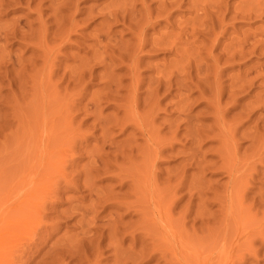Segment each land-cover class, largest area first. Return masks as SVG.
<instances>
[{"label": "rangeland", "instance_id": "obj_1", "mask_svg": "<svg viewBox=\"0 0 264 264\" xmlns=\"http://www.w3.org/2000/svg\"><path fill=\"white\" fill-rule=\"evenodd\" d=\"M5 1L3 0L2 3L0 2V12L3 8V13H0V36L5 40V42H3V39L0 38V42L2 41L0 43V49L2 50L3 48L0 55V63H4L9 69L7 67L4 68V64L3 67L2 65H0V264H4L5 261L7 262V264H124L123 262H125V264H264V197H262L264 196V78H262L264 77L262 76L264 75V50H262L264 49V43H260V40H264V14L260 13L264 12V10H261L264 9V5H262L264 4V0H223L224 3L221 0H219L221 1V3L218 2V0H215V4H213L211 0H178V5H176L175 2L177 0H170L171 2L169 0H161V2H158L157 0H136V2L138 1V3L141 1L140 3L143 8H141V6L135 2L137 4L136 5L134 3L135 0H80L79 3L77 2L78 0H66L68 3H72L73 1H75V6L72 5L74 4V2L72 4H68L65 3L66 1L63 2V0H60L61 3H65V8H68L67 6L71 5L69 9L74 8V12H72L73 10L71 9V11L69 9L68 10L70 11V14L72 12V14L74 13L77 17L73 15V17L70 16L68 10L65 11L64 7L61 8V3L59 2V0H50L48 2L47 0H45L46 3L44 2V0H36L37 3L39 1L38 4L35 0V2L31 0L26 3L27 5L24 4L26 2L25 0H18L17 3V0H13V6L11 4V0H9L10 3H7L8 0ZM21 1L23 3H21ZM122 1L128 4L122 5ZM147 1H149L150 5ZM151 1H154L155 3L157 1L158 5L154 2L153 4ZM32 2H34L36 5ZM41 2L43 3V5ZM56 2L60 3L59 5L57 4V6L60 7L58 8V10H60L59 12L57 10H54V8L57 9V6L51 5L54 8L50 7V3L55 5ZM111 2L114 4H112ZM131 2L135 4L133 9L131 8L132 4H129ZM164 2L165 6H163ZM172 2L175 3L174 5L176 6L175 7L173 5L174 7L172 8V10H174L172 12L177 13L171 12L170 6L172 5H170V3ZM6 3L11 5L8 6ZM119 3H121V5ZM183 3L184 5H182ZM218 3L220 6L218 5ZM4 4L7 6H5ZM17 4L21 5V7H18ZM144 4H147L150 8L154 9L152 10V12H154L152 14L154 15H156V10L153 7L156 6L157 8V6H159L158 8L161 9L160 13H158L157 11L158 16L155 17H159V19H157L160 22L158 20L157 21L161 25L155 20H153L154 22L152 23L154 25L158 23L156 26L151 23L152 19H154L155 17H153L154 15L151 14L150 8L146 9L147 6H145ZM167 4L170 6H168V8H165L167 7ZM205 4L206 7L208 6L210 8L201 7L205 6ZM224 4L227 6L224 7ZM45 5L48 6V9L43 8V6L46 7ZM78 5L79 7H77ZM117 5L122 6L121 10H119L120 8H117ZM215 5L217 9H215ZM257 5H262L261 9L259 7V9L257 10ZM36 6L37 8L41 6V10L39 8L38 10ZM228 6L231 10H229ZM190 7H192L193 10L190 9ZM218 7L226 8V10L220 8L222 10L221 11ZM49 8L53 10L54 14ZM112 8H114L113 12L117 11V14L115 12L110 13L112 11ZM123 8L125 9V11L128 10L126 8H131V10H133L135 14L131 13L132 11L130 9L129 10L131 12L128 10L127 13L123 14ZM139 9L142 12L139 11ZM165 9H168V11H170V14L168 13L170 16L166 14L167 10ZM202 9H205V11L207 9L208 13L206 12V14L204 11V14L202 12ZM236 9H240L241 12L239 10L235 12ZM249 9H254L255 11H250ZM106 10L108 11L106 12ZM135 10L138 11L137 17H135L137 15ZM210 10L212 11L211 13ZM219 10L222 12L221 16H223V18L221 19L222 21H217L218 23H220L219 21L222 22L220 23L221 27L217 26V21L215 22V20L218 19L217 17H219L218 15L221 13L218 12ZM54 11H57L59 14H61V12L64 13L65 16L63 15V13L60 15L61 19H59V23L61 21H64L61 23V25L63 26L65 23V26L70 30H67V28L64 26L67 31L62 36V33L56 31H48V28L46 29V27H48L49 25V27L51 26L49 30L54 29L58 31L59 27H61L59 31H65L62 26L58 25V20L56 21L58 24H53L55 20L58 19L57 17H59L58 13V15L55 16L56 13ZM215 11L218 12L216 13L217 15H215ZM226 11L232 12L230 14ZM244 11H246L245 15L243 13ZM252 11L253 14L251 15ZM99 12L102 14H100ZM129 12L131 14L130 19L136 21L137 24L135 23L134 25H130V23H132L133 21H129L130 19L127 18L128 16H125L129 14ZM145 12H147V14L149 15L147 17L150 18L146 17L147 14H145ZM238 12L239 14H237ZM76 13L80 16H78ZM118 13L120 14V18L122 17V13L125 20L124 21L123 18H121V23H117L119 25L121 24V26L115 24L116 22H120V20H117L119 19V17L116 16L118 15ZM233 13H235L236 15ZM37 14L40 15L37 16ZM99 14L100 16H98ZM105 14H107L108 16L114 14V16H111L112 21H110V16L108 17ZM143 14H145V16H143V19L145 17L144 22L146 20L148 21L149 19L151 20H149L148 23L151 24V26L149 25L151 28L147 26L148 24L146 25V29H149L146 30V38H149V40L147 39L146 43L148 41L151 42H148V44H146L147 46L145 45L146 47L142 49L143 53H141L142 51L140 52V50L138 49H136V51L129 50L130 47L134 48L132 47V45L134 46L135 42H137L136 38H134L135 36H131L129 32L131 31L132 35H134L135 33H137V30L138 32L140 31V28L137 29L136 27L139 25L137 19L139 18V21L141 20L140 23H143V19H140L142 18V16L140 17V15ZM150 14L152 16H150ZM162 14H164V16H168V21L166 17L163 18ZM208 14L210 15V17H208L207 19L206 15ZM101 15H104L106 17H104L106 20L101 17ZM159 15H161L166 23L163 22V19ZM211 15L215 18L214 20L211 19ZM233 15H235L236 17ZM247 15L249 16V21L247 20L248 17L246 18ZM40 16L41 18H39ZM51 16H55V20ZM62 16H64V19L67 18L66 16L70 17V19L67 18L68 21L70 20V22L62 19ZM87 16L88 18H90L89 16H92L94 17V19L91 17V19L93 20L90 19L91 21H89ZM115 16L117 18H115ZM132 16H134L136 19H134ZM237 16L239 18H237ZM241 16L243 18L245 17V20L242 19ZM125 17L127 19H125ZM169 17L176 19L174 21ZM201 17L204 18L202 22ZM224 17H227V19H225ZM36 18L37 20L39 19L38 22L36 21ZM192 18L193 21H191ZM231 18L234 19L235 22L231 20ZM42 19L46 22V24ZM87 19L88 21H86ZM188 19L189 21L184 22ZM196 19L198 20V23L196 22ZM13 20H16L15 23L13 22ZM75 20L79 22L77 23ZM171 20L175 23L173 22L170 24ZM11 21L14 24H17L18 27L16 28L13 24L15 28L12 29L13 26L11 24ZM42 21L44 22V27L46 30V32L44 30V33L46 34L42 35H46L44 37H46V40L48 38L47 41L41 35V30L44 29V27L41 29L43 24ZM208 21L210 22V25ZM226 21L228 22L229 26L228 24H226ZM232 21L234 23H232ZM72 22H76V24H79L78 26H76L77 29L76 27H74V29L72 28L74 24ZM105 22L107 25H111V28L110 25L108 26V28L110 29L105 28L107 27V25L104 24ZM207 22L208 24H206ZM20 23H23L21 24L23 25V28H26L24 27L25 24L29 23V25H27L26 29H23L22 27H20ZM37 23L38 27L39 23L41 25V30L39 29L40 32L38 31L39 36L36 33V29H38V27L36 26ZM102 23L103 25H105L103 26L105 29L101 27ZM113 23L115 25H112ZM182 23H184L183 28L185 29L182 28ZM214 23H216V25ZM10 24L12 27L10 26ZM172 24L174 25L171 26ZM197 24H200V26H198ZM55 25L56 27H58L54 28ZM203 25L207 26L203 27ZM230 25L232 26V29L230 28ZM28 26H31V30H28ZM134 26L137 29L136 31ZM208 26H212V31H210L209 29L211 33L209 31L206 32L208 30L207 28H209ZM124 27H128L129 32ZM131 28L134 29L132 30ZM195 28H200L199 31L202 29L203 31H205L204 29H207L205 32L200 31V33L203 32V37L205 39L202 37V35H198L199 33L194 32L196 30ZM213 28H219V31L215 32L216 41L218 43L217 45L216 41H211V36L213 37V39L215 37V35L213 34ZM17 29L26 30L24 31L25 33H23L25 36H20L23 34H16L18 31ZM33 29H35V33H33ZM99 29L102 30V34L99 32ZM180 29L182 31V34L180 33ZM188 29L190 31H188ZM223 29L224 32L220 31ZM6 30L8 33L10 32L12 34L15 33L14 31H16V33L13 34L15 35V37L13 36L12 38V36H10L11 34L8 35V33L5 32ZM23 30L21 31L23 32ZM103 30L106 31V34L108 32L107 30L112 31L108 32L111 34L108 37L111 38L106 37L109 34L104 36ZM214 30L216 31L218 29ZM3 31L9 37H7L4 33V35H1ZM27 31L30 32L29 38L26 37ZM199 31L197 30L196 32ZM236 31H240L241 33H237ZM47 32L49 34H47ZM50 32L52 33L50 34ZM183 32H194L195 34L192 33V35H187ZM225 32L227 33L226 37L224 36L226 35ZM165 33H167L168 35ZM207 33H210V37L207 36ZM216 33L219 34L220 38ZM221 33H223V35H221ZM185 34L191 38L187 37ZM211 34H213L214 36ZM238 34H240L241 36H239ZM151 35L154 36H152L151 38L153 40V43L152 40H150ZM165 35H167V37ZM172 35H176L177 37L176 40H174L177 41L175 42L177 43L175 45L173 43V39H175V37L173 38ZM182 35H184L183 37L185 39L186 37L189 38L190 41H188V39H186L187 41H185L183 37L181 38ZM243 35H248L249 37H251H248L250 42L247 41V39H242ZM161 37L164 39H168L173 47H177L178 52H174L175 55L173 54V50L175 48H171V46L167 43H157L160 41ZM206 37L208 39H211L210 41L212 42V44H210L211 42L209 43V40L206 39ZM233 37L238 39L237 41H239V43L241 44L234 41ZM240 37H242L241 39L243 41L240 39ZM15 38H17L16 40H18V42H16ZM103 38H105L106 40H103ZM220 39L223 41H221ZM239 39L241 40V42ZM251 39H255L257 40V42L255 40V42H253ZM198 40H201L200 43H198ZM96 41L98 44L96 43ZM102 41H104L103 44ZM154 41H156L155 44ZM192 41L198 42H195V44ZM258 41L260 44L258 43ZM104 43L107 44L105 45ZM223 43L224 46L222 45ZM242 43L245 44H243L244 46H247L249 44L255 47L256 45V51H254L253 46L252 48L251 46L250 48L248 46V48L245 47V49L247 48L248 50L253 49L254 52L251 51L253 53L251 54L250 50H244ZM123 44H128L129 48L125 47V50L123 47H120ZM220 44L222 45V47H220ZM116 45H120L118 47L119 49L123 48L120 51V54H122V51L124 50L125 52H127V54H129L130 57L127 56L125 58L122 57L123 55L118 56V51L114 53L112 49L114 48L115 50L116 48L117 50L118 48ZM149 45L152 47L155 46V48L162 47V49L164 46V49L163 51L162 49H154L153 52V48ZM209 45L210 47H212L210 48ZM215 45L217 46V48ZM259 45H261L262 47H259ZM33 46L35 47L33 48ZM38 46H40L41 51L40 49L38 50ZM169 46L170 48H168ZM234 46L235 48H233ZM199 47L200 49L202 47V49H197ZM236 47H238L239 51L242 50L240 52H243V50L246 51L244 52V54L246 53L247 56L245 57V55L242 53L240 55V52ZM187 48L188 50H190L187 51L191 52L193 56L188 55L191 53H186L185 50ZM208 48L210 49L207 52ZM183 49H185V53H183ZM167 50H169L168 53ZM180 50L182 52H180ZM193 50H200L198 52L200 56L196 51L193 52ZM222 50L224 51L222 52ZM227 50L230 51L227 53ZM231 50H236L235 52L233 51L234 53H232L234 55L229 54ZM32 51L33 54L35 52L34 56H32ZM124 51L123 54L126 55ZM210 51L212 54H210ZM247 51L250 53V58L248 57L249 54L247 53ZM42 52H44L46 55L41 54ZM220 52L223 54H229L232 57L236 56V54H238L239 52L240 57L239 55L237 57V59H239L240 61L239 65L238 62H236V57L231 58L229 56L228 58L227 55L224 54L223 59L222 54H220L222 58L218 54ZM184 54L185 56L186 54L187 56H189L187 58L191 57L190 60H188L189 62L191 61V64L193 61V68H188L190 63L188 62V65H186V62H184L187 61ZM216 54H218L217 59L215 58L216 56L214 57V55ZM112 55L122 57L123 59L115 57L116 59H120V61H122L118 62V60H115L114 58L113 60L115 64L112 60V63L110 65V58H113ZM177 55L178 57L181 56V59L184 61L181 60L182 62H178L180 58L178 59ZM196 55H198V57ZM128 57L130 59L127 60ZM142 57L144 59H142ZM199 57L201 58L199 59ZM1 58L3 62L1 61ZM124 58L125 62H123ZM137 58L139 59V62ZM207 58L209 59V61ZM226 58L229 59L230 62H228L229 60H227ZM96 59L98 60V62H96ZM136 59L137 61H135ZM140 59H142L141 62ZM219 59L221 60V63H219ZM231 59L232 63L235 60V63L237 64L232 65ZM129 60L130 63L128 65ZM214 60L217 61V63L214 62ZM15 61H17V65L26 67V70H28V72L21 66H17L15 64ZM43 61L46 62L45 66L43 64ZM101 61L103 63L104 61H106V63L103 64ZM210 61H212L211 64H218V66L216 65V67L215 65H212V67H215H213L215 71L218 70V72L216 71L215 73L216 76L211 74L212 72L210 70L213 68L208 67H211ZM29 62H33L31 63L33 65L32 67H30L31 65H28L30 64ZM99 62H101L102 64L100 65ZM107 62H109V66L107 65ZM133 62H135L136 65L133 64ZM177 62L180 64L182 63L181 65L183 66L181 67ZM222 62L223 65L226 63H229L230 65L226 64L224 65V67L222 65ZM120 63L121 66L119 65ZM138 63H142L141 67H139ZM174 63L177 67H174ZM203 64H205L206 66ZM220 64L222 67L220 66ZM124 65H128L129 68ZM133 65L138 67L137 70L140 71H138L139 76L136 69L133 68ZM122 66L124 67L121 68ZM130 66H132L133 70H129V73V71H125L124 68L126 67L127 70L130 69ZM18 67L20 68V70ZM179 67H181V69ZM206 67L208 69H206ZM253 67L255 68L253 69ZM182 68H185L184 70L187 69V72H190L194 76L193 77L190 73L188 74V79H191L193 82L190 80L191 82L189 83V80L186 77L187 74H185L186 71H183ZM191 68L192 70H190ZM239 68L246 69L244 70V73H246L244 74V76L242 75L243 70ZM4 69L9 71L6 73ZM79 69L80 71H78ZM156 69L159 71H157ZM205 69L206 72L208 70L209 74L212 76L205 74ZM180 70L184 73L183 78L186 77V83L188 84L184 83L185 79L182 80L181 84H178L176 82L178 80L181 81L182 79L181 75L183 74L181 72L179 74ZM21 71H23V73L25 71V73L23 74ZM74 71L76 73L87 72L88 75L87 73H80V77L81 75L83 76V74L85 75L83 76L85 78H80L79 76H77V74H74ZM161 71H163L164 74ZM166 71L167 76L171 77H168L170 80L168 78V80L166 78V80L163 79L164 77H167L165 75ZM170 71H174L173 73H171L173 76L169 73ZM239 72L240 75L238 74ZM18 73H20L21 75ZM174 73L178 77L176 75L174 76ZM17 74L19 75L20 80L18 79L19 77ZM109 74L111 75V77ZM195 74H197V76ZM255 74L258 76V79H256ZM22 75L25 77L24 79L22 78ZM74 75L80 78V80L76 78L78 79V81H76V79L74 81ZM129 75H133L137 78L139 77L138 80H141L140 84H142L139 87H142L134 88L133 83L135 85V80L137 79H134L133 81L134 77H131ZM160 75L163 76V78H161V80H163L161 81V83L171 82L173 84L165 83L166 85L163 84L165 87L161 86L160 88V85H162L159 81L160 78H158ZM205 75L207 76L205 77ZM217 75H219V78L217 77ZM237 75L241 77L239 78L237 77ZM155 76L159 80L156 79ZM190 76L192 77L190 78ZM198 76L203 77L205 83L202 82V84L200 81V79L202 78L200 77V79H198ZM14 78L15 80H13ZM247 79L250 80L249 83L247 82ZM12 80L14 82L17 80L18 82L16 81L14 83ZM194 80L196 82L198 80V82L196 83L194 82ZM221 80L223 84L221 83ZM107 81L108 83H106ZM155 81L160 85H155ZM142 82H144V84ZM150 82H153L154 85H151ZM112 83L115 87L112 86ZM182 83H184L185 85H182ZM244 83H248L249 85L247 84L248 86H245L246 84ZM130 84L132 89L130 87V91H127L126 88L128 89V86H130ZM168 84L170 85L168 86ZM219 84H222L223 86H218ZM109 85L112 86L113 89H111ZM171 85H173L172 89ZM200 85L203 88H206L201 89ZM152 86L154 88L156 86L154 90L156 91L158 97L154 98L158 103L156 101H153L154 99H152L153 97L152 95H150L152 94L150 93V91L152 92L153 89ZM181 86H184L182 87L183 89L186 87V89L179 91L181 89ZM212 86H214V89H212ZM107 87L109 88L107 89ZM169 87L170 91L172 90L171 92L169 90H165V88L169 89ZM189 88L193 92H191ZM194 88H197L199 90L201 89L202 91L194 90ZM109 89H111V91L115 90L114 93L112 92L113 96L111 95ZM106 90L108 92H106ZM116 90H119L120 93ZM157 90L160 93H158ZM185 90L189 92L186 93ZM210 90L212 92V95L215 93V97H212ZM219 90L221 92H218L217 94V91ZM231 90H233L234 92L230 94L229 92H231ZM155 91L153 92L154 94ZM183 91L186 94L183 93ZM198 91L200 93V96L202 97L201 99H203L204 96H209L208 98L205 97L206 100L203 99L205 100V103L201 101V99L197 96V94L199 95V93H197ZM227 91L229 94L227 93ZM202 92H206L207 94L209 93L211 96L209 94L205 95V93ZM235 92H238V94ZM145 93L149 94L147 95V98H145ZM165 93H167L168 95ZM219 93L220 96H218ZM104 94H106V97L108 95L107 100L105 99L106 97H104ZM128 94L131 95L128 96ZM184 94L185 96L182 97V95ZM187 94L188 96L190 95V99ZM201 94H203L204 96H202ZM138 95L140 96V98ZM221 95L224 96L221 97ZM118 96L121 99L125 96L128 97H125L124 100H121L120 98H118ZM149 96H151V99H148ZM196 96L198 97L199 101ZM109 97L113 98L109 99ZM218 97H220V99L223 98L221 99L222 102ZM116 98H118L120 102ZM126 98L128 100H126ZM132 98H134V102L132 101ZM209 98H211V100ZM111 99H113L114 101L117 100V102H114ZM191 99H194L195 102H193V100ZM142 100H144V103H142ZM147 100H151L150 103L153 101L154 104L152 102L151 106L149 101ZM180 100L182 103H180ZM187 100L193 102L192 105L194 106L190 104V101L187 102ZM131 101L133 103H131ZM200 101L203 102L202 105ZM211 101H213L214 103H211ZM105 102L107 103L104 104ZM146 102H148L149 104L148 107L151 106L152 108H148ZM183 103L185 105L183 106L184 108L182 107ZM132 104L134 106H130ZM210 104L211 106H209ZM215 104L217 107L215 106ZM156 106H159L160 108H158V110L156 109L157 111L155 110ZM254 106H256L257 109ZM132 107L136 108L133 109L134 111L136 110L135 113L132 110L133 114L130 113ZM202 108L205 113L202 111ZM119 109H121V111ZM185 109L189 111L186 113ZM216 109L218 110L217 112H215ZM146 111L151 114H149L148 112L146 113ZM201 112H203L204 114H202ZM153 113L157 115H153ZM209 114L210 118L208 116ZM149 115L153 116L152 119H150L151 116L149 117ZM215 116L216 119L218 117V122H214L216 120ZM182 118H188V123L187 121H185L186 123H184L183 121V124L181 121L184 119ZM175 119L179 121L181 120L180 122L178 121L179 124L175 122ZM136 125L138 127H136ZM169 126L170 128H168ZM177 127L178 129H176ZM253 128H255L256 130H261L255 131ZM137 129L139 131H137ZM198 130H200V132L203 131L201 132L202 134L198 133ZM258 131L259 133H256ZM253 134H255V137ZM249 135H253V138H249ZM256 135L259 136V140H257ZM252 139L254 140V142L252 141ZM259 141H261L260 144ZM107 146L111 150V153ZM258 149L260 151H258ZM160 151L161 155L160 153H158ZM219 153L223 156L221 157ZM109 154L111 156L110 158L112 162L114 161L115 163V159H117V167L114 166L116 164L112 163L109 160L110 158L108 159ZM48 155L51 157H49ZM112 157L115 159H112ZM219 157L220 160L218 159ZM106 160L108 162H106ZM92 161H95L93 163L95 164L94 167L99 163L101 165H105L106 168L104 166L103 170V167L100 169L101 166L97 165L99 168H95L100 169V173H96L98 172V170L96 171V169L91 166ZM96 161H98L97 164ZM110 165L112 166V168ZM111 173H116L118 176L116 174H112L113 176L109 175ZM109 176L111 177L109 178ZM124 178L125 180L128 179L126 180L127 182L125 181L126 183L123 182ZM128 181H130L131 184H129L130 182ZM140 183H143L144 186ZM90 186L92 190L96 192V194L98 192V194H100V192L104 194L109 191L108 193L104 194V196L108 194V200L103 196V194L102 196L100 195V197L105 198L106 201L104 199H101L98 194L96 195L94 192H92V190L89 188ZM129 187L130 189H133L131 191L132 194L129 192ZM139 187L142 189H140ZM84 188L89 191H85ZM103 190L108 191L104 192ZM125 190H129V201H126L128 200V198H126L128 194ZM240 191H242L241 194H238L240 193ZM46 192H48V194H46L45 196ZM89 192L92 194H89ZM124 192H126L127 195ZM115 193H119L118 196L120 194L124 195V200L123 198H121V195L119 196L118 200V196ZM142 194H144L145 196ZM131 195L134 196L132 197ZM239 195H242V198H240V200H243L240 201L241 204L239 203V201L237 203V200H239ZM85 196L86 199L84 200V202L83 198H85ZM91 196L92 198L94 197L93 199L91 198L93 202L95 201L94 204L91 203L92 201H90ZM97 196L99 197V199ZM160 196L165 197L161 198ZM44 197L45 202L40 203L42 202V199L44 201ZM95 197L97 200L95 199ZM113 199L115 202L117 200L118 203H120L119 201L121 200H123V202L126 201V203H116L118 206L120 205L118 207L116 204H114V201V203L112 202ZM139 199L142 200L140 201ZM77 201L80 204L77 203ZM96 201L98 203H96ZM87 202L91 205L93 204V212L95 214L91 211L93 210L92 206L91 208L90 206L87 207L89 205L87 204ZM131 202H135V204ZM84 203L87 205H85ZM129 203H131L132 206H129L128 208V206L126 207V205H130ZM39 204L44 205L38 208L37 206ZM95 204H97L98 206ZM158 205L160 206V208H162V211L166 212L162 213ZM71 206L72 209H70ZM101 206H103L104 208H102ZM75 207L79 210H77L76 213L74 212L77 216L72 213L75 218L77 217L76 219L72 214L69 213V211H75ZM130 207H133V212L131 211ZM86 208H90L86 212L88 216H86L85 214ZM125 208L126 210L123 211V209ZM157 208L160 210H157L159 213L158 220V217L156 216L158 214L156 211ZM142 209L144 210L141 212ZM67 210L68 213H66ZM89 210L90 213L92 212L91 216L93 215V219L92 221L90 220L89 222L88 220L87 223H85L87 218L91 219V216L89 218ZM102 210L104 211L102 212ZM136 210H138L139 212ZM78 212L79 216L81 214H84L83 216L81 215L84 219L78 216ZM167 212H169V214ZM108 216H110L109 219L106 218ZM95 217L98 219L96 220ZM151 217H154L153 219L155 220H152ZM80 218L83 221H79L78 219ZM102 218H105V221H103ZM111 219L114 221V227L116 226L119 231L118 229L116 231L114 227H111L113 225L109 224V222H113L110 221ZM139 219H141V223ZM166 219L168 220L166 221ZM145 220L146 222L148 220L151 222L145 224ZM11 221L14 223V225L9 224ZM78 221L82 223L84 222V226L79 224ZM97 221L101 225H99ZM106 221H109L107 222L109 225L106 223ZM116 221L117 223L119 222L118 225L116 224ZM93 223H95L98 232H102L101 235L97 232ZM85 224H87V226H85ZM90 224L92 225L88 227V225ZM107 225L112 229L107 227ZM83 227L88 228H86V230L83 229ZM102 227H107V229H110V231L107 229H103L105 231L104 232L101 229ZM80 228L83 230H80ZM98 228H100L101 231ZM90 229L91 231L87 233L86 231H89ZM84 230L86 232V234H84L85 236L82 234V232L85 233ZM107 231L110 235L107 233ZM114 232L116 237H114ZM90 233L93 237L89 235ZM87 234L92 239L96 238L98 235L102 238L99 237L98 239L97 237L99 242H97V239H93V241L91 239L88 240L89 237L87 236ZM143 234H148V236H145ZM104 235L105 239L103 238ZM107 235L109 236V238L111 236V239L114 243L116 242L115 245H113L114 243H112L111 239H107ZM82 236H84L85 239ZM81 238H83L84 240ZM100 239H103L104 242ZM78 240H82L80 241L81 243ZM94 240L96 241V243ZM83 242L85 244L88 243V245H85ZM90 242L92 244L94 243L93 245H97L96 247H98L97 249H100L99 252H101V254L97 249H94V251L91 250L92 248H95V246L91 247ZM110 242L112 243L111 245L115 246V248L117 245L118 248H113L112 250L111 248L113 246L109 245ZM76 244H79L80 247L78 248L79 245ZM98 245L100 246V248ZM87 246L89 250L84 248ZM101 249L103 252L101 251ZM69 251H71L72 253ZM87 252L88 254L86 256L85 254ZM116 252L119 255L121 253V256L117 255L116 257ZM89 253H92L93 255H89Z\"/></svg>", "mask_w": 264, "mask_h": 264}, {"label": "bare ground", "instance_id": "obj_2", "mask_svg": "<svg viewBox=\"0 0 264 264\" xmlns=\"http://www.w3.org/2000/svg\"><path fill=\"white\" fill-rule=\"evenodd\" d=\"M2 1H3V0H2ZM2 1L0 0L1 3H2ZM4 1H5V0H4ZM12 1H13V0H11V4H12ZM23 1H24V0H23ZM25 1H26V2H25L24 4L27 5L26 3L29 2V1H31V0H28V1L25 0ZM33 1H34V0H33ZM35 1H36V0H35ZM35 1H34V2H35ZM48 1H50V0H47V2H48ZM61 1H62V0H61ZM61 1L59 0L60 3H61ZM65 1H66V0H63V2H65ZM70 1H71V0H70ZM75 1H76V0H75ZM75 1H73L74 4H72L73 2H72V3H68L67 1H66L65 3L72 4V5L75 6ZM79 1H80V0H78L77 2L79 3ZM107 1H109V0H107ZM128 1H129V0H128ZM128 1H127V2H128ZM130 1H133V0H130ZM138 1H139V0H138ZM138 1L136 2V0H135L134 3L136 2L138 5L141 6V8H143L142 5H141V3H140L141 1H140L139 3H138ZM143 1H144V0H143ZM149 1H150V0H149ZM149 1H147L148 4H149ZM154 1H155V0H154ZM154 1H153V2H154ZM157 1H158V2H161V0H157ZM157 1H156V3H155V2H154V3L157 4V3H158ZM169 1H170V0H169ZM173 1H175V0H173ZM180 1H181V0H180ZM200 1H201V0H200ZM207 1H208V0H207ZM211 1L213 2V4H215V2H216L217 0H216V1H215V0H211ZM214 1H215V2H214ZM221 1L223 2V0H221ZM221 1L218 0V2H220V3H221ZM226 1H227V0H226ZM5 2H6V1H5ZM8 2H9V0L7 1V3H8ZM17 2H18V0L16 1V3H17ZM19 2H20V1H19ZM34 2H32V3L35 4ZM44 2L46 3L45 0H44ZM122 2H123L122 5H123V4H126V5L128 4V3H125L124 1H122ZM147 2H146V3H147ZM151 2H152V1H151ZM153 2H152V3H153ZM166 2H167V1H166ZM170 2H171V1H170ZM175 2H176V5H178V3H179L178 0L175 1ZM177 2H178V3H177ZM196 2H197V1H196ZM257 2H258V1H257ZM7 3H6V4H7ZM9 3H10V2H9ZM16 3H15V6H16ZM21 3H23V2L21 1ZM36 3H37V1H36ZM38 3H39V1H38ZM38 3H37V4H38ZM41 3H42V2H41ZM60 3H57V2H56L55 5H53V4L50 3V7H52V6H57V4L59 5ZM65 3H64V4H65ZM107 3H108V2H107ZM109 3H110V2H109ZM111 3H112V2H111ZM134 3H132V2L129 3V4H132V5H131V6H132V7H131L132 9H133V7H134L135 4H136V3H135V4H134ZM152 3H151V5H152ZM154 3H153V4H154ZM205 3H206V2H205ZM223 3H224V2H223ZM259 3H260V1H259ZM259 3H258V4H259ZM11 4H10V5H11ZM47 4H48V3H47ZM62 4H63V3H61V5H60L61 8L64 7V4H63V5H62ZM68 4H66V5H68ZM112 4H114V3H112ZM119 4L121 5V3H119ZM133 4H134V5H133ZM137 4H136V5H137ZM142 4H143V3H142ZM168 4H169V2H168ZM168 4H167V7H165V8H168V6L172 5V6H170L171 8L169 7V8L171 9V12H172V11L174 10V9L172 10V8L175 6V5H174L175 3L172 2V3H170V5H168ZM180 4H181V3H180ZM180 4H179V5H180ZM225 4H226V3H225ZM225 4H224V7L227 6V5H225ZM228 4H229V3H228ZM256 4H257V3H256ZM261 4H262V3H261ZM4 5H5V4H4ZM7 5L10 6L9 4H7ZM7 5H5V6H7ZM13 5H14V3L12 4V6H13ZM22 5H23V4H22ZM35 5H36V4H35ZM42 5H43V3H42ZM51 5H52V6H51ZM66 5H65V6H66ZM76 5H77V3H76ZM115 5H116V4H115ZM120 5H117V6H118L117 8H120L119 10H121V8H122V6H120ZM144 5H145V4H144ZM149 5H150V4H149ZM157 5H158V4H157ZM159 5H160V4H159ZM173 5H174V6H173ZM182 5H184V3H183ZM190 5H191V4H190ZM218 5H219V3H218ZM218 5H217V6H218ZM221 5H222V4H221ZM262 5H264V4H262ZM262 5H261V6H262ZM15 6H14V7H15ZM17 6H18V7H19V6L21 7V5H18V4H17ZM30 6H31V5H30ZM45 6H46V5H45ZM70 6H71V5H70ZM70 6L68 5V6H67L68 8H65V7H64V8H65L64 10L67 11V10L69 9ZM74 6H72V7H74ZM128 6H129V5H128ZM128 6H127V7H128ZM145 6H147L146 9L150 8L147 4H146ZM145 6H144V7H145ZM163 6H165V2H164V5H163ZM219 6H220V5H219ZM244 6H245V5H244ZM257 6H258V5H257ZM261 6L256 7L257 10L259 9V7H260V9H261ZM25 7H26V6H25ZM40 7H41V6H40ZM40 7H38V8L41 10ZM47 7H48V6H46V7L43 6V8H45V9H46ZM60 7L57 6V9L54 8V7H52V8H54V10H57V11L59 12L60 10H58V8H60ZM77 7H79V5H78ZM106 7H108V6H106ZM111 7H112V5H111ZM124 7H125V6H124ZM151 7H152V6H151ZM158 7H159V6H157V8H156V6L153 7V8H155V10H156V11H155V14H156V15L152 14V13H154V12H152V10H154V9L150 8L151 14L154 15L153 17L158 16V13H160V10H161V9H159ZM175 7H176V6H175ZM201 7H202V8H205V7H206V4H205V6H201ZM207 7H208V6H207ZM207 7H206V8H207ZM221 7H222V6H221ZM221 7H218V8L220 9ZM36 8H37V6H36ZM38 8H37V9H38ZM43 8H42V9H43ZM102 8H103V7H102ZM114 8H116V7H114ZM114 8H112V11H111L110 13L113 12V9H114ZM131 8H126V9H128V10L130 9V10H131ZM141 8H140V9H141ZM208 8H210V7H208ZM228 8H229V6H228ZM228 8H227V9H228ZM39 9H38V10H39ZM47 9H48V8H47ZM49 9H51V8H49ZM70 9L73 10L74 8H70ZM70 9H69V10H70ZM108 9H109V8H108ZM140 9H139V11H141ZM157 9H159V10H157ZM178 9H179V7H178ZM180 9H181V8H180ZM190 9L193 10L192 7H190ZM215 9H217L216 5H215ZM215 9H214V10H215ZM221 9H225V10H226V8H221ZM221 9H220V10H221ZM2 10H3V8H2ZM2 10H1V12H0L1 14L3 13ZM38 10H37V11H38ZM43 10H44V9H43ZM51 10H52V9H51ZM51 10H50V11H51ZM62 10H63V9H62ZM69 10H68V11H69ZM71 10H70V11H71ZM79 10H80V9H79ZM115 10H116V9H115ZM128 10H127V11H128ZM130 10H129V11H130ZM136 10H137V9H136ZM136 10H135V12H136V14H137L138 11H136ZM142 10H144V9H142ZM165 10H167V12L165 11L166 14H168V13L170 14V11H168V9H165ZM195 10H196V9H195ZM195 10H194V11H195ZM199 10H200V9H199ZM211 10H212V9H211ZM211 10H210V13L213 11V10H212V11H211ZM220 10H219L218 12H221V11H222V10H221V11H220ZM229 10H231V9L229 8ZM238 10L240 11V9H236L235 12H237ZM246 10H247V8H246ZM249 10H250V9H249ZM251 10L255 11L254 9H251ZM251 10H250V11H251ZM261 10H264V9H261ZM57 11H54V12L56 13L55 16L59 14ZM65 11H64V12H65ZM70 11H69V15H70V16H72V15L75 16L74 13L72 14V12H74V10L71 12V14H70ZM103 11H104V10H103ZM107 11H108V10H106V12H107ZM109 11H110V10H109ZM123 11H124V12H122L123 14L127 13V11H125L124 8H123ZM131 11H132V12H131ZM131 11H130L131 13H134L133 10H131ZM148 11H149V10H148ZM157 11H158V13H157ZM175 11H176V9H175ZM204 11H205V9H204V10L202 9V12H203V13H204ZM207 11H208V10L206 9L205 13H206ZM253 11H252V13H251V12H249V13H251V15H252V14H253ZM76 12H77V11H76ZM114 12H115V11H114ZM114 12H113V13H114ZM130 12H129V14L125 15L126 17L128 16V17H127L128 19H130V17H131ZM141 12H142V11H141ZM143 12H144V11H143ZM162 12H163V11H162ZM192 12H193V11H192ZM218 12L215 11V15H217L216 13H218ZM226 12H228V11H226ZM231 12H232V11H230V12H228V13L231 14ZM240 12H241V11H240ZM245 12H246V11L243 12L244 15L246 14ZM257 12H258V11H257ZM38 13H40V12H38ZM42 13H43V12H42ZM52 13H53V10H52ZM57 13H58V14H57ZM62 13H63V12H61V14H62ZM99 13H100V12H99ZM115 13L117 14V11H116ZM122 13H121V16H122L121 18L124 17ZM148 13H150V12H148ZM172 13H177V12H172ZM199 13H200V12H199ZM205 13H204V14H205ZM207 13H208V12H207ZM207 13H206V14H207ZM210 13H209V14H210ZM213 13H214V12H213ZM260 13L264 14V12H260ZM260 13H259V14H260ZM53 14H54V13H53ZM53 14H52V15H53ZM61 14H59V17H60V18L57 17L58 19H56V20L54 19L55 16H51V17H53V19L55 20V22L58 20L57 22L59 23V21H60L59 19H61V16H60ZM76 14H77V13H76ZM80 14H81V12H80ZM90 14H91V13H90ZM100 14H102V13H100ZM100 14H99L98 16H100ZM134 14H135V13H134ZM134 14H133V15H134ZM140 14H142V13H140ZM145 14H147V12H145ZM145 14L140 15V17L142 16V18H140V19H143V16H145ZM151 14H150V16H152ZM169 14H168V15H169ZM200 14H201V13H200ZM209 14H208V15H209ZM221 14H222V12L218 15L219 17H217L218 19H216L215 22H216L217 20H221V19L223 18V16H221ZM233 14H235V13H233ZM237 14H239V12H238ZM255 14H256V13H255ZM39 15H40V14H37V16H39ZM44 15H45V14H44ZM63 15H64V13H63ZM69 15H68V16H69ZM77 15L80 16L79 14H77ZM82 15H83V14H82ZM105 15H107V14H105ZM112 15L114 16V14H112ZM112 15H111V16H112ZM119 15H120V14L118 13V15H116V16L119 17ZM162 15H163V18H165V17L167 18V17H168L167 15H166V16H164V14H162ZM192 15H194V14H192ZM196 15H197V14H196ZM208 15H206L207 19H208V17H210V15H209V16H208ZM213 15H214V14H213ZM215 15H214V16H215ZM223 15H224V13H223ZM235 15H236V14H235ZM235 15H233V16H235ZM248 15H249V14H248ZM248 15L246 16V18L248 17L247 20L249 21V16H250V15H249V16H248ZM256 15H257V14H256ZM64 16H65V15H64ZM64 16H62V17H63L62 19H64ZM68 16H66V17L70 19V17H68ZM73 16H72V17H73ZM107 16H108V15H107ZM109 16H110V15H109ZM109 16H108V17H109ZM111 16H110V21H112V20H111V19H112ZM116 16H115V18H117ZM134 16H135V15H134ZM134 16H132V17H133L134 19H136L135 17H137L138 14H137L135 17H134ZM147 16H149V15L147 14L146 17H147ZM159 16L161 17V15H159ZM169 16H170V15H169ZM233 16H232V17H233ZM239 16H240V15H239ZM257 16H258V15H257ZM260 16H261V15H260ZM43 17H44V16H43ZM72 17H71V18H72ZM75 17H77V16H75ZM89 17H90V18H88V16H87V18L89 19V21H91V20L94 19V17H92V16H89ZM91 17H92L93 19H91ZM101 17L104 18L105 16H104V15H101ZM126 17H125V19H127ZM172 17H173V15H172ZM172 17H169V18L175 21L176 18L173 19ZM191 17H192V16H191ZM202 17H203V16H202ZM202 17H201V18H202ZM204 17H205V15H204ZM215 17H216V16H215ZM235 17H236V16H235ZM241 17H242V16H241ZM241 17H240V18H241ZM255 17H256V16H255ZM255 17H254V18H255ZM39 18H41V16H40ZM67 18H65L64 20H67V21H68ZM105 18H106V17H105ZM105 18H104V19H105ZM121 18L119 17V19H117V20L119 21ZM133 18H132V19H133ZM147 18H150V17H147ZM157 18L159 19V17H155L154 19L151 18L152 21H151L150 19H149V20H150L151 23H152V22H154L153 20L157 21V20H158ZM161 18H162V17H161ZM161 18H160V19H161ZM163 18H162V19H163ZM193 18H194V17H193ZM193 18L191 19V21H193ZM196 18H197V17H196ZM224 18H225V17H224ZM233 18H234V17H233ZM237 18H239V17L237 16ZM244 18H245V17H244ZM244 18L242 17V19H244ZM258 18H260V17H258ZM88 19H87L86 21H88ZM90 19H91V20H90ZM101 19H102V18H101ZM104 19H102V20H104ZM162 19H161V20H162ZM170 19H169V20H170ZM198 19H199V18H198ZM203 19H204V18H202L201 22L203 21ZM205 19H206V18H205ZM211 19L214 20L215 18L212 17V15H211ZM225 19H227V17H226ZM250 19H252V18H250ZM42 20H43V19H42ZM105 20H106V19H105ZM105 20H104V21H105ZM117 20H116V21H117ZM123 20H124V18H123ZM137 20H138L137 22L139 23V25H141V23H142V22L140 23L141 20L139 21V18H138ZM144 20H145V17H144V19H143V23H142V25H141V26H139V25L136 26L137 29L140 28V31H139V32H138V30L136 29V27L134 26V27H135V31L137 30V31H136L137 33H135L134 35H132L131 31H130V32L128 31V27H127V28L124 27V28L127 29V31L129 32V34H130L131 36H135L134 38H136V40H137V42H135L136 40L134 41V42H135V45H134V46L131 44L132 47H134V48H131V47H130L129 50L136 51V49H138V50H140V52H141L142 49L145 48V47L147 46L146 44H148V42H151V41H148V42L146 43L147 39L149 40V38H146V37H147V36H146V35H147V33H146L147 31H146V30L148 29V28L146 29V25L149 23V20H148V21L146 20V21H147V22L145 21L146 23L144 22ZM172 20H171L170 24L174 22V21H172ZM196 20H197V19H196ZM231 20L234 21V19H232V18H231ZM231 20H230V22H231ZM240 20H241V19H240ZM244 20H245V19H244ZM15 21H16V20H15ZM15 21L13 20L14 23H15ZM36 21L38 22L39 19L37 20V18H36ZM43 21H44V20H43ZM43 21H42V22H43ZM75 21H76V20H75ZM104 21H103V22H104ZM113 21H114V17H113ZM124 21H125V20H124ZM129 21H133L132 23H130V25H132V24L134 25V24L136 23V21L131 20V19H130ZM158 21H159V20H158ZM158 21H157V22H158ZM167 21H168V18H167ZM178 21H179V20H178ZM178 21H177V22H178ZM187 21H189V19H188V20H185L184 22H187ZM204 21H206V20H204ZM210 21H211V20H210ZM221 21H222V20H221ZM221 21H219V22L222 23ZM233 21H232V23L235 22V21H234V22H233ZM13 22L11 21L12 26H13V24H14ZM18 22H19V21H18ZM20 22H21V21H20ZM22 22H23V21H22ZM40 22H41V21H40ZM44 22H45V21H44ZM44 22H43V24H42L41 29L44 27ZM53 22H54V21H53ZM55 22H54L53 24H58L57 22H56V23H55ZM62 22H64V21H61L58 25H59V26H62V25H61ZM65 22H66V21H65ZM68 22H70V20H69ZM76 22H77V21H76ZM76 22H72V23H74L73 26H72L73 29H74V27H76V26L79 25V24H76ZM78 22H79V21H78ZM78 22H77V23H78ZM108 22H109V21H108ZM108 22H107V23H108ZM157 22H156V23H157ZM159 22H160V21H159ZM159 22H158V23H159ZM163 22H165L164 19H163ZM182 22H183V20H182ZM196 22L198 23V20H197ZM208 22H209V21H208ZM208 22H207L206 24H208ZM226 22H227V21H226ZM228 22H229V20H228ZM228 22H227L226 24H228ZM236 22H237V21H236ZM16 23H17V22H16ZM24 23H25V22H24ZM33 23H34V22H33ZM72 23H71V25H72ZM88 23H89V22H88ZM114 23H115V22H114ZM114 23H113L112 25H115V24H116V25H118V26H121V24H120V25L117 24V23H121V20H120V22H116L115 24H114ZM125 23H126V22H125ZM125 23H124V24H125ZM158 23H157V24H158ZM165 23H166V22H165ZM168 23H169V22H168ZM168 23H167V26H168ZM174 23H175V22H174ZM194 23H195V22H194ZM194 23H193V24H194ZM220 23H218V21H217V26H220V27H221ZM232 23H231V24H232ZM11 24H10V26H11ZM21 24H23V23H20V25H21ZM31 24H32V23H31ZM35 24H36V22H35ZM45 24H46V22H45ZM68 24H69V23H68ZM104 24L107 25L106 22H105ZM122 24H123V21H122ZM126 24H127V23H126ZM126 24H125V25H126ZM136 24H137V23H136ZM152 24H153V23H152ZM157 24H156V25H157ZM159 24H160V23H159ZM170 24H169V26H170ZM183 24H184V23H182V25H183ZM203 24H204V23H203ZM214 24L216 25V23H214ZM218 24H219V25H218ZM223 24H224V23H223ZM223 24H222V26H223ZM226 24H225V25H226ZM235 24H236V23H235ZM27 25H29V23H28V24H25L24 27L27 28ZM51 25H52V24H51ZM105 25H103V23H102L101 27L104 28L103 26H105ZM109 25H110V24H108L107 27H105V28H108ZM128 25H129V24H128ZM149 25L151 26V24H148L147 26H149ZM153 25H154V24H153ZM153 25H152V26H153ZM156 25H154V26H156ZM160 25H161V24H160ZM173 25H174V24H172L171 26H173ZM197 25L200 26V24H197ZM201 25H202V24H201ZM209 25H210V22H209ZM215 25H214V26H215ZM233 25H234V24H233ZM12 26H11V27H12ZM14 26H15L16 28L18 27L17 24H14ZM14 26H13L12 29L15 28ZM22 26H23V25H21L20 27H22ZM36 26L38 27V23H37ZM40 26H41V25H40V23H39V27H38V29H36L37 32L35 31V29H33V30H34L33 33L36 32V33L38 34V33L40 32V31H39ZM45 26H47V25H45ZM64 26H65V23H64V25L62 26L63 29H65V27H66V26H65V27H64ZM150 26H149V27H150ZM154 26H153V27H154ZM188 26H189V25H188ZM190 26H191V25H190ZM198 26H197V27H198ZM205 26H207V25H205ZM205 26L203 25V27H205ZM212 26H213V25H212ZM212 26H211V27H212ZM228 26H229V24H228ZM234 26H235V25H234ZM11 27H10V28H11ZM30 27H31V26H28V28H29L28 30H31ZM37 27H36V28H37ZM50 27H51V26H50ZM50 27H49V25H48V27H46V29L48 28V31H56V32L62 33L61 36H62L67 30H69V29L66 27L67 30L65 29V31H64V30L62 29L63 32H60L59 30H60L61 27H59V30H58V31H57V30H54V29H53V30H49ZM52 27H54V26H52ZM57 27H58V26H57ZM57 27H56V25H55L54 28H57ZM131 27H133V26H131ZM141 27H142V28H141ZM178 27H179V25H178ZM183 27H184V25L182 26V28H183ZM203 27H202V28H203ZM208 27H209V28L206 27L208 30H207V29H204V30H205V31L207 30L206 32H208L209 29H210V31H212L211 27H210V26H208ZM224 27H225V26H224ZM22 28H23V27H22ZM26 28H23V29H26ZM33 28H35V27H33ZM70 28H71V27H70ZM72 28H71V29H72ZM78 28H79V27H78ZM105 28H104V29H105ZM110 28H111V25H110ZM110 28H108V29H110ZM150 28H151V27H150ZM187 28H188V27H187ZM189 28H190V27H189ZM225 28H226V27H225ZM230 28L232 29V26H231V25H230ZM23 29H21V30H23ZM41 29H40V30H41ZM51 29H52V28H51ZM76 29H77V27H76ZM76 29H75V30H76ZM131 29L133 30L134 28H131ZM183 29H185V28H183ZM190 29H191V28H190ZM195 29H196V28H195ZM199 29H200V28H199ZM199 29H196L195 31H194V29H193V31H194L195 33H199L198 35H202V37H203V36H204L203 32H205V31H203V29L200 30V31H203V32H201V33H202V34H201L200 31H199ZM214 29H218V30L215 31ZM0 30H1V29H0ZM15 30H16V29H15ZM17 30H18V29H17ZM21 30H18L19 32L17 31V33H16V31H14V32H15L16 34H23V33H25L24 31H26V30H23V32H22ZM44 30H45V27H44V29L41 30V31H42L41 35H42V34H46V33H44ZM99 30H100V31H99ZM99 30H98V31L102 34V30H101V29H99ZM129 30H130V27H129ZM148 30H149V29H148ZM153 30H154V29H153ZM197 30H198L199 32H196ZM234 30H235V29H234ZM8 31H10V30H8ZM38 31H39V32H38ZM69 31H70V30H69ZM71 31H73V30H71ZM103 31H104V30H103ZM107 31L109 32L110 30H107ZM183 31H184V30H183ZM186 31H187V30H186ZM188 31H190V30L188 29ZM210 31H209V32H210ZM213 31H214L213 34L215 35V32L219 31V28H213ZM220 31L224 32V29H223V30H220ZM5 32L8 33L7 30H6ZM5 32L3 31L1 35H4V34H5V35L7 36V34H6ZM11 32H12V31H11ZM20 32H22V33H20ZM28 32H29V31L26 32V35H27L26 37L29 38V37H30V36H29L30 32H29V33H28ZM45 32H46V30H45ZM56 32H55V33H56ZM105 32H106V31L103 32V35H104V36H106L107 34H109V35H107L106 37H108V36L111 35L110 33L107 32V34H106ZM110 32H112V31H110ZM181 32H182V31H181V29H180V33H181ZM194 32H192V33H194ZM234 32H235V31H234ZM236 32H237V31H236ZM238 32H240V31H238ZM238 32H237V33H238ZM3 33H4V34H3ZM15 33H13V34H15ZM27 33H28V34H27ZM33 33H32V34H33ZM51 33H52V32H50V34H51ZM55 33H54V34H55ZM67 33H68V32H67ZM100 33H99V35H100ZM133 33H134V32H133ZM156 33H157V32H156ZM183 33H186V32H183ZM192 33H189V32H188V33H186V34H187V35H188V34H189V35H190V34L192 35ZM195 33H194V34H195ZM210 33H211V32H210ZM210 33H209V34L207 33V34H208V35H207L208 37H210ZM225 33H226V32H225ZM232 33H233V32H232ZM240 33H241V32H240ZM9 34H11L10 36H12V38H13V36L15 37V35H13L12 33L9 32L8 35H9ZM47 34H49V33L47 32ZM68 34H69V33H68ZM165 34H167V33H165ZM181 34H182V33H181ZM181 34H180V35H181ZM186 34H185V35H186ZM205 34H206V33H205ZM213 34H211V35H213ZM216 34H218V33H216ZM52 35H53V34H52ZM52 35H51V36H52ZM148 35H149V34H148ZM157 35H159V34H157ZM163 35H164V33H163ZM167 35H168V34H167ZM167 35H165V36L167 37ZM169 35H170V33H169ZM180 35H178V36H180ZM187 35H186V36H187ZM214 35H213V36H214ZM221 35H223V33H221ZM228 35H229V34H228ZM238 35L241 36L240 34H238ZM238 35H237V36H238ZM6 36H5V37H6ZM20 36H25V35L23 34V35H20ZM38 36H39V34H38ZM44 36H46V35H44ZM44 36L42 35V37H44ZM51 36H50V37H51ZM152 36H153V35H151L150 40H152V39H151ZM160 36H161V35H160ZM183 36H184V35H182L181 38H182ZM193 36H194V35H193ZM193 36H192V37H193ZM205 36H206V35H205ZM224 36L226 37V36H227V33H226V35H224ZM224 36H223V39H224ZM235 36H236V35H235ZM7 37H9V36H7ZM42 37H41V38H42ZM48 37H49V36H48ZM153 37H154V36H153ZM170 37H171V36H170ZM172 37H173V38L175 37V39H173ZM172 37H171V38L173 39V41L176 40V38H177L176 35H174V36L172 35ZM187 37H189V36H187ZM187 37H186V39H188V41H190L189 38H191V37H189V38H187ZM197 37H198V36H197ZM200 37H201V36H200ZM218 37H219V34H218ZM231 37H232V36H231ZM244 37H246V38H244ZM248 37H249L248 35H247V36L243 35V38L240 37V39H241V38H242V39H247V41H249ZM252 37H253V36H252ZM0 38L3 39V37H1V36H0ZM10 38H11V37H10ZM17 38H18V37H17ZM17 38H15V40H16ZM45 38H46V37H44V39H45ZM65 38H66V36H65ZM100 38H101V37H100ZM108 38H111V37H108ZM183 38H184V37H183ZM203 38H204V37H203ZM211 38H212V40H211V39H208V38L206 37V39L209 40V43H210L211 41H214V42L216 41V35H215L214 39H213L212 36H211ZM219 38H220V37H219ZM219 38H218V41H219ZM234 38H235V37H233V40L236 41L237 43H239V41H237L238 39H236V38L234 39ZM249 38H251V37H249ZM253 38H254V37H253ZM5 39H8V38H5ZM49 39H50V38H49ZM62 39H64V38H62ZM132 39H133V38H132ZM154 39H157V38H154ZM172 39H171V41H172ZM184 39H185V38H184ZM186 39H185V41H187ZM204 39H205V38H204ZM240 39H239V40H240ZM242 39H241V40H242ZM11 40H12V39H11ZM42 40H43V39H42ZM45 40H46V39H45ZM45 40H44V41H45ZM47 40H48V38H47ZM47 40H46V41H47ZM101 40H102V39H101ZM103 40H106V39L103 38ZM108 40H109V39H108ZM179 40H180V39H179ZM201 40H202V39H201ZM201 40H200V41H201ZM210 40H211V41H210ZM220 40H221V39H220ZM233 40H232V41H233ZM241 40H240V42H241ZM251 40H252L253 42H255V41L257 42V40H255V39H254L255 41H254L253 39H251ZM2 41L5 42L4 39H3ZM2 41H1V42H2ZM62 41H63V40H62ZM132 41H133V40H132ZM198 41H199V40H198ZM198 41H195V42H198ZM200 41H199L198 43H200ZM202 41H203V40H202ZM204 41H205V40H204ZM221 41H223V40H221ZM229 41H230V40H229ZM234 41H233V42H234ZM242 41H243V40H242ZM1 42H0V43H1ZM7 42H8V41H7ZM16 42H18V40H16ZM103 42H104V41H102V44H103ZM106 42H107V41H106ZM128 42H131V41H128ZM155 42H156V41H154V44H155ZM175 42H177V41H174V42H173L174 45L177 44V43H175ZM192 42L195 43L194 41H192ZM230 42H231V41H230ZM236 42H235V43H236ZM249 42H250V41H249ZM261 42L264 43V40H260V43H261ZM96 43H97V41H96ZM125 43H126V42H125ZM136 43H137V45H136ZM152 43H153V40H152ZM157 43H158V44H159V43H161V44H166V43H167V44H169V45L171 46V48L173 47V45L169 42L168 39H164V38H162V37H161L160 41L157 42ZM190 43H191V42H190ZM220 43H221V42H220ZM244 43H245V42H244ZM244 43H242V46H243L244 50H248V49H247L248 47L250 48V46H251V48H252V46H253V45H249V44L247 45V44H246V45L248 46V47H247V46H244V45H245ZM258 43H259V41H258ZM260 43H259V44H260ZM3 44H4V43H3ZM15 44H16V43H15ZM97 44H98V43H97ZM99 44H100V43H99ZM104 44L106 45L107 43H104ZM128 44H129V43H128ZM128 44H127V45H124V44H123L122 46H120V45H119V46H120V47H123V48L125 49V47H126V48H129V45H128ZM133 44H134V43H133ZM150 44H151V43H150ZM179 44H180V43H179ZM195 44H196V43H195ZM210 44H212V42H211ZM217 44H218V43H217V41H216V45H217ZM239 44H241V43H239ZM243 44H244V45H243ZM254 44H255V43H254ZM0 45H1V44H0ZM12 45H13V44H12ZM27 45H28V44H27ZM36 45H37V44H36ZM100 45H101V44H100ZM105 45H104V46H105ZM145 45H146V46H145ZM216 45H215V46H216ZM220 45H221V44H220ZM220 45H219V46H220ZM222 45L224 46V43H223ZM222 45H221L220 47H222ZM227 45H228V44H227ZM230 45H231V43H230ZM3 46H4V45H3ZM29 46H32V45H29ZM98 46H99V45H98ZM110 46H111V45H110ZM116 46H117V48L119 47L118 45H116ZM127 46H128V47H127ZM149 46H150V45H149ZM149 46H148V47H149ZM157 46H158V45H157ZM157 46H156V47H157ZM170 46H169L168 48H170ZM198 46H199V45H198ZM198 46H197V47H198ZM237 46H238V45H237ZM34 47H35V46H33V48H34ZM105 47H106V46H105ZM113 47H114V46H113ZM135 47H138V48H135ZM148 47H147V48H148ZM150 47H152V46H150ZM180 47H181V46H180ZM209 47H210V45H209ZM211 47H212V46H211ZM211 47H210V48H211ZM231 47H232V46H231ZM239 47H241V46H239ZM245 47H247V48L245 49ZM253 47H254V46H253ZM257 47H258V46H257ZM259 47H262V46L259 45ZM0 48H1V46H0ZM29 48H30V47H29ZM110 48H111V47H110ZM123 48H121V49L118 48L119 50H118V49L116 50V48H115L116 51H115L114 48H113L112 51H114V53L118 51V52H119L118 56H119V55H121V56L123 55L122 57H125V58H126L127 56H129V54H127V52H125V51L123 50L124 53H125L126 55L123 54V51H122V54H120V53H121L120 51H121ZM152 48H153V52H154V49H162V47L155 48V46H153ZM165 48H166V47H165ZM173 48H175V47H173ZM178 48H179V47H178ZM193 48H194V47H193ZM210 48H208L207 52L209 51ZM216 48H217V46H216ZM233 48H235V46H234ZM236 48H237V50L239 51L238 47H236ZM243 48H242V49H243ZM255 48H256V45H255V47L253 48L254 51H256ZM35 49H36V48H35ZM39 49H40V46H38V50H39ZM102 49H103V48H102ZM104 49H106V48H104ZM108 49H109V48H108ZM108 49H107V50H108ZM149 49H150V48H149ZM163 49H164V46H163ZM163 49H162V51H163ZM197 49H200V47L197 48ZM201 49H202V47H201ZM201 49H200V50H201ZM205 49H206V48H205ZM223 49H224V48H223ZM240 49H241V48H240ZM253 49H252V50L249 49L250 52L253 51ZM257 49H259V48H257ZM2 50H3V48H2ZM2 50L0 49V55H1V51H2ZM125 50H126V49H125ZM138 50H137V51H138ZM144 50H145V49H144ZM170 50H171V49H170ZM178 50H179V49H178ZM184 50H185V49H183V51H184ZM187 50H188V48L185 50L186 53H187L188 51H190V50H188V51H187ZM200 50H198V51L195 50V51L198 53ZM203 50H204V49H203ZM215 50H216V49H215ZM244 50H243V52H240V51H242V50L239 51V52H240V55H241V53L244 54V52H246V51H244ZM249 50H248V51H249ZM262 50H264V49H262ZM40 51H41V49H40ZM103 51H104V50H103ZM110 51H111V50H110ZM146 51H148V50H146ZM165 51H166V50H165ZM165 51H164V52H165ZM168 51H169V50H167V53H168ZM176 51H177V47L173 50V54H174V52H176ZM185 51H184L183 53H185ZM195 51L193 50V52H195ZM211 51H212V49H211ZM211 51H210V54H212ZM223 51H224V50H222V52H223ZM229 51H230V50H229ZM229 51L227 50V53H228ZM233 51H234V50H233ZM233 51L231 50V52H230L229 54L231 55V54L234 53L236 50H235L234 52H233ZM248 51H247V53L249 54V55H248V57H249V56H250V53H249ZM254 51H253V52H254ZM130 52H132V51H130ZM156 52H157V51H156ZM164 52H162V53H164ZM177 52H178V51H177ZM177 52H176V53H177ZM180 52H182V51L180 50ZM204 52H205V51H204ZM213 52H214V51H213ZM239 52H238V54H236V56H233V57H236L235 59L237 60L236 62H238V65H239V62H240L239 59H237V57H238V55H239ZM37 53H38V52H37ZM46 53H47V52H46ZM102 53H103V52H102ZM112 53H113V52H112ZM112 53H110V54H112ZM128 53H129V52H128ZM132 53H134V52H132ZM137 53H138V52H137ZM141 53H143V51H142ZM149 53H150V52H149ZM149 53H148V54H149ZM159 53H160V52H159ZM171 53H172V52H171ZM188 53H191V52H188ZM188 53H187V54H188ZM202 53H203V52H202ZM202 53H201V54H202ZM225 53H226V51H225ZM225 53H224V54H225ZM236 53H237V52H236ZM32 54H33V51H32ZM34 54H35V52H34ZM34 54H33L32 56H34ZM41 54H45V53L42 52ZM48 54H49V52H48ZM138 54H139V53H138ZM146 54H147V53H146ZM151 54H152V53H151ZM169 54H170V53H169ZM178 54H179V53H178ZM187 54H186V56H185V54H184V56H185V58L187 59V61L182 60V59H181V56L178 57V55H177V57H178V59L180 58V60L178 61V59H177V57H176L177 61L180 62V61L182 60V61L186 62V65H188V62H189V60H190L191 57H190V58H187V57H189L190 55L193 56V54H192V53H191V54H188L189 56H187ZM198 54H199V53H198ZM205 54H206V53H205ZM218 54H219V55L222 54L223 59H224V54H223V53L220 52V53H218ZM218 54L214 55V57L216 56V57H215L216 59H217ZM229 54H225V55H227V57L229 58V56H230ZM251 54H253V53L251 52ZM254 54H255V53H254ZM45 55H46V54H45ZM104 55H105V53H104ZM104 55H103V56H104ZM135 55H136V54H135ZM174 55H175V54H174ZM181 55H182V54H181ZM194 55H195V54H194ZM232 55H234V54H232ZM240 55H239V57H240ZM244 55H245V57L247 56L246 53H245ZM244 55H243V56H244ZM261 55H262V54H261ZM48 56H49V55H48ZM48 56H47V57H48ZM112 56H113V55H112ZM118 56H113V58H110V60H111V61H110V65H111V63H112V60H113L115 57H117V58H122V57H118ZM196 56L198 57V55H196ZM199 56H200V54H199ZM220 56H221V55H220ZM222 56H221V58H222ZM243 56H242V57H243ZM252 56H253V55H252ZM107 57H108V56H107ZM129 57H130V56H129ZM129 57L127 58V60L130 59ZM134 57H136V56H134ZM182 57H183V56H182ZM206 57H209V56H206ZM230 57L233 58L232 56H230ZM245 57H244V58H245ZM45 58H46V56H45ZM105 58H106V57H105ZM105 58H104V59H105ZM108 58H109V57H108ZM125 58H124V61H123V62H125ZM140 58H141V57H140ZM192 58H194V57H192ZM200 58H201V57H199V59H200ZM212 58H213V57H212ZM212 58H211V59H212ZM215 58H214V59H215ZM249 58H250V57H249ZM251 58H252V57H251ZM48 59H49V58H48ZM122 59H123V58H122ZM137 59H138V58H137ZM137 59H136L135 61H137ZM142 59H144V58L142 57ZM142 59H140V62L142 61ZM183 59H184V58H183ZM188 59H189V60H188ZM207 59H208V58H207ZM216 59H215V60H216ZM226 59H227V58H226ZM242 59H243V58H242ZM34 60H35V59H34ZM38 60H39V59H38ZM49 60H50V59H49ZM115 60H118V62H121V61H122V60L120 61V59H116V58H115ZM131 60H132V57H131ZM197 60H198V59H197ZM203 60H204V59H203ZM215 60H214V62L217 63V61H215ZM227 60H229V59H227ZM1 61L3 62L2 58H1ZM106 61H107V59H106ZM106 61H104V63H103L102 61H101V62H102L103 64H105ZM108 61H109V60H108ZM182 61H181V62H182ZM198 61H199V60H198ZM208 61H209V59H208ZM220 61H221V60L219 59V63H221ZM243 61H244V60H243ZM247 61H248V60H247ZM249 61H250V60H249ZM15 62H16L15 64L17 65V61H15ZM47 62H48V61H47ZM94 62H95V61H94ZM96 62H98L97 59H96ZM101 62H99L100 65L102 64ZM138 62H139V59H138ZM178 62H177V63H178ZM190 62H191V61H190ZM190 62H189V63H190ZM199 62H200V61H199ZM211 62H212V61H210V64H211ZM224 62H225V60H224ZM228 62H230V60H229ZM29 63H30V62H29ZM31 63H33V62H31ZM31 63L28 64V65H31L30 67L33 66ZM45 63H46V62L43 61L44 66H45ZM99 63H98V64H99ZM108 63H109V62H107V65L109 66ZM113 63H114V60H113ZM126 63H127V62H126ZM129 63H130V60H129V62H128V65H129ZM142 63H143V62H142ZM142 63H141V64H142ZM231 63H232V59H231ZM233 63H234V64H233ZM233 63H232V65L237 64V63H235V60H234ZM3 64H4V63H3ZM3 64L0 63V65H2V67L5 65V64H4V65H3ZM15 64H14V66H15ZM94 64H96V63H94ZM114 64H115V63H114ZM133 64H135V62H133ZM141 64L138 63L139 67H141ZM178 64H179L181 67L183 66V65H181L182 63H181V64L178 63ZM192 64H193V61H192ZM192 64L190 63L188 68H190V67L193 68ZM226 64L230 65L229 63H226ZM226 64H224V65H226ZM34 65H35V64H34ZM119 65L121 66V63H120ZM122 65H123V64H122ZM128 65H124V66H127V68H129ZM130 65H131V64H130ZM135 65H136V64H135ZM174 65H175V63H174ZM195 65H196V64H195ZM195 65H194V66H195ZM198 65H199V64H198ZM203 65H205V64H203ZM212 65H215V67H216V65L218 66V64H215V63L213 64V63H212V64H211V67H210V66H208V67H209V68H213L214 66L212 67ZM222 65H223V62H222ZM224 65H223V66H224ZM17 66H21V65H17ZM24 66H25V65H24ZM44 66H43V67H44ZM46 66H47V65H46ZM94 66H95V65H94ZM124 66H122L121 68H123ZM172 66H173V65H172ZM205 66H206V65H205ZM220 66H221V64H220ZM0 67H1V66H0ZM6 67H7V66L5 65L4 68H6ZM21 67H22V66H21ZM135 67H136V66L133 65V68L136 69L137 74H138V76H139V72H140V71L137 70L138 67H136V68H135ZM174 67H177V66L175 65ZM181 67H179V68L181 69ZM215 67H214V68H215ZM221 67H222V66H221ZM224 67H225V66H224ZM229 67H231V66H229ZM237 67H238V66H237ZM239 67H240V66H239ZM243 67H244V66H243ZM7 68H8V67H7ZM18 68H19V67H18ZM22 68H24L25 70L27 69L26 67H22ZM192 68H191L190 70H192ZM204 68H205V67H204ZM214 68H213V69H214ZM217 68H218V67H217ZM219 68H220V67H219ZM245 68H246V67H245ZM254 68H255V67H253V69H254ZM2 69H3V68H2ZM8 69H9V68H8ZM124 69H125V71L133 70V69H132V66H130V69H127V70H126V67H125ZM162 69H163V68H162ZM182 69H183V68H182ZM184 69H185V68H184ZM184 69H183V71H186L185 74H187L186 77H187V79H188V78H189V77H188V74H189L190 72H187L188 70H187V69L184 70ZM195 69H197V68H195ZM195 69H194V70H195ZM206 69H208V68L206 67ZM206 69H205V72H206ZM213 69H211V70L209 69V70L212 72V73H211V72H210V73H211L212 75L216 76L215 73H216V71L218 72V70L215 71V69H214V72H213ZM239 69L243 70L242 75L244 76V74H246V73H244V70H246V69H242V68H239ZM4 70H5L6 73L9 71V70L7 71L6 69H4ZM19 70H20V68H19ZM22 70H23V69H22ZM119 70H120V68H119ZM156 70H157V69H156ZM241 70H240V72H241ZM26 71L28 72V70H26ZM78 71H80V69H79ZM82 71H85V70H82ZM125 71H124V72H125ZM138 71H139V72H138ZM157 71H159V70H157ZM222 71H224V70H222ZM247 71H248V69H247ZM249 71H250V69H249ZM256 71H257V70H256ZM18 72H19V71H18ZM21 72L23 73V71H21ZM21 72H20V73H21ZM74 72H75V71H74ZM74 72H73V73H74ZM161 72H163V71H161ZM173 72H174V71H172V72L170 71L169 73L171 74V73H173ZM180 72H181V70L179 71V74H180ZM194 72H195V71H194ZM194 72H193V73H194ZM207 72H208V73H207ZM207 72H206L205 74L210 75L208 70H207ZM240 72L238 73L239 75H240ZM251 72H252V71H251ZM251 72H250V73H251ZM253 72H255V71H253ZM10 73H11V71H10ZM20 73H18V74H20ZM22 73H21V74H22ZM24 73H25V71H24ZM24 73H23V74H24ZM78 73H79V74H78ZM78 73L75 72L74 74H77V76H79L80 73L82 74V73H84V72H78ZM86 73H87V72H86ZM86 73H84V74H86ZM127 73H128V72H127ZM129 73H130V71H129ZM159 73H160V72H159ZM165 73H166L165 75L167 76V71H166ZM181 73L183 74V75H181V76H182L181 81H180V80L176 81L178 84H181L182 80L186 78V77L183 78L184 73H183V72H181ZM196 73H198V72H196ZM18 74H17V75H18ZM21 74H20V75H21ZM84 74H83V76H85ZM131 74H132V73H131ZM134 74H135V70H134ZM163 74H164V72H163ZM163 74H161V75H163ZM190 74H191V73H190ZM203 74H204V72H203ZM220 74H222V73H220ZM223 74H224V73H223ZM25 75H26V74H25ZM87 75H88V73H87ZM90 75H91V74H90ZM109 75H110V74H109ZM161 75L158 77V78H160V80H159L156 76H155V78L158 79V80L160 81V84H162V85L157 84L158 82H156V81L154 82L155 85H156V84H157L158 86L160 85V88H161V86L165 87L163 84L166 83V82H165V83H164V82L161 83V81H163V80H161V78H163V76H161ZM165 75H164V76H165ZM171 75H172V74H171ZM175 75H176V74L174 73V76H175ZM191 75H192V74H191ZM195 75L197 76V74H195ZM207 75H205V77H206ZM212 75H210V76H212ZM248 75H249V74H248ZM253 75H254V74H253ZM255 75H256V74H255ZM22 76H23V75H22ZM22 76H21V77H22ZM74 76H75V75H74ZM83 76L81 75V77H83ZM112 76H113V74H112ZM129 76H131V75H129ZM129 76H128V77H129ZM172 76H173V75H172ZM176 76H177V75H176ZM192 76H193V75H192ZM192 76H190V78H191ZM210 76H209V77H210ZM221 76H222V75H221ZM245 76H246V75H245ZM262 76H264V75H262ZM262 76H261V77H262ZM16 77H17V76H16ZM18 77H19V75H18ZM79 77H80V76H79ZM81 77H80V78H81ZM110 77H111V75H110ZM131 77H134V78H133V81H134V79H137V80H135V85H134V83H133V87H134V88H137V87H139L140 85H142V84H140V83H141V80H138L139 77L137 78V77H135V76H133V75H132ZM131 77H130V80H131ZM141 77H142V76H141ZM168 77H169V76L164 77L163 79H165V78L167 79ZM177 77H178V76H177ZM193 77H194V76H193ZM198 77H199V76H198ZM200 77H201V76H200ZM200 77H199L198 79H200ZM217 77L219 78V75H217ZM237 77L240 78L241 76H238V75H237ZM22 78L24 79L25 77L23 76ZM76 78H78V77L75 76L74 81H75ZM80 78H78V79L80 80ZM83 78H85V77H83ZM169 78H171V77H169ZM169 78H168V79H169ZM172 78H173V77H172ZM195 78H196V77H195ZM201 78H202V79H200V81H201V83H202V82H204V79H203V77H201ZM207 78H208V77H207ZM220 78H221V77H220ZM243 78H244V77H243ZM245 78H246V77H245ZM247 78H248V77H247ZM262 78H264V77H262ZM18 79L20 80V77H19ZM78 79H76V81H78ZM111 79H112V78H111ZM111 79H110V80H111ZM126 79H129V78H126ZM126 79H125V80H126ZM140 79H141V78H140ZM142 79H143V78H142ZM152 79H154V78H152ZM156 79H155V80H156ZM166 79H165V80H166ZM168 79H167V80H168ZM192 79H193V78H192ZM210 79H211V78H210ZM214 79H215V78H214ZM256 79H258V76H257V75H256ZM13 80H15V78H14ZM13 80H12V81H13ZM169 80H170V79H169ZM176 80H177V78H176ZM188 80H189V79H188ZM190 80H191V79H190ZM190 80H189V83L192 81V80H191V81H190ZM202 80H203V81H202ZM205 80H208V79H205ZM211 80H212V79H211ZM218 80H219V79H218ZM247 80H248L247 82L249 83L250 80H249V79H247ZM251 80H252V79H251ZM260 80H261V78H260ZM16 81H17V80H16ZM16 81H15V82H16ZM112 81H113V80H112ZM118 81H119V80H118ZM173 81H174V80H173ZM214 81H215V80H214ZM219 81H220V80H219ZM256 81H258V80H256ZM13 82H14V81H13ZM15 82H14V83H15ZM17 82H18V81H17ZM174 82H175V81H174ZM186 82H187V81H186V79H185V82H184V83H186ZM192 82H193V81H192ZM194 82H196V81L194 80ZM197 82H198V80H197ZM197 82H196V83H197ZM106 83H108V81H107ZM110 83H111V82H110ZM118 83H119V82H118ZM131 83H132V80H131ZM142 83L144 84V82H142ZM150 83H151V82H150ZM150 83H149V84H150ZM154 83L152 82L151 85H154ZM167 83H171V82H167ZM167 83H166V84H167ZM184 83H182V85H183ZM196 83H195V84H196ZM204 83H205V82H204ZM216 83H217V82H216ZM216 83H215V84H216ZM221 83H222V80H221ZM231 83H232V82H231ZM248 83H247V84H248ZM147 84H148V83H147ZM166 84H165V85H166ZM171 84H173V83H171ZM186 84H188V83H186ZM202 84H203V83H202ZM202 84H201V85H202ZM206 84H207V83H206ZM206 84H205V85H206ZM222 84H223V83H222ZM222 84H219L218 86H220V85H222ZM241 84H243V83H241ZM244 84H246V83H244ZM247 84H246L245 86H248V85H249V84H248V85H247ZM251 84H252V83H251ZM110 85H111V84H110ZM110 85H109V86H110ZM151 85H150V87H151ZM169 85H170V84H168V86H169ZM176 85H177V84H176ZM184 85H185V84H184ZM193 85H194V84H193ZM196 85H197V84H196ZM201 85H200L201 89H205V88H206L205 86H204L205 88H203ZM207 85H208V84H207ZM213 85H214V84H213ZM253 85H254V84H253ZM107 86H108V85H107ZM112 86H113V83H112ZM112 86H110L111 89H113V87H115V86H113V87H112ZM172 86H173V85H171V89H172ZM188 86H189V85H188ZM191 86H192V84H191ZM194 86H195V85H194ZM222 86H223V85H222ZM250 86H252V85H250ZM104 87H105V86H104ZM130 87H131V84H130V86H128V89H129ZM141 87H142V86H141ZM141 87H139V88H141ZM152 87H153V86H152ZM182 87H184V86H181V87H180L181 89H180L179 91L186 89V87H185L184 89H183ZM216 87H217V86H216ZM216 87H215V88H216ZM108 88H109V87H107V89H108ZM119 88H120V87H119ZM148 88H149V87H148ZM155 88H156V86H155ZM155 88L153 87L152 92L150 91V93H152V94H150V95H152V97H153L152 99H154L153 101H156V102H157V100H156L155 98L158 97V96H157V94H156V91L154 90ZM160 88H159V89H160ZM191 88H192V87H191ZM197 88H198V87H197ZM197 88H196V89L194 88V90H199V89H197ZM246 88H247V87H246ZM111 89H109V90H110L111 95H112V92L114 93L115 90H112V91H111ZM115 89H118V88H115ZM128 89L126 88L127 91H130V89H129V90H128ZM131 89H132V87H131ZM146 89H147V88H146ZM189 89H190V88H189ZM201 89H200V90H201ZM212 89H214V86H212ZM238 89H239V88H238ZM241 89H242V87H241ZM248 89H249V88H248ZM149 90H151V89H149ZM163 90H164V89H163ZM165 90H169V91H170V87H169V89L165 88ZM187 90H188V88H187ZM200 90H199V91H200ZM244 90H245V89H244ZM246 90H247V89H246ZM116 91L119 92V90H116ZM134 91H135V89H134ZM147 91H148V90H147ZM154 91H155V94L153 93ZM169 91H168V92H169ZM171 91H172V90H171ZM171 91H170V92H171ZM179 91H178V92H179ZM190 91H191V89H190ZM199 91H198L197 93H199ZM201 91H202V90H201ZM203 91H204V90H203ZM222 91H223V90H222ZM225 91H226V90H225ZM235 91H236V90H235ZM242 91H243V90H242ZM242 91H241V92H242ZM248 91H249V90H248ZM106 92H108V91L106 90ZM139 92H140V91H139ZM157 92H158V90H157ZM168 92H167V93H168ZM185 92L188 93L189 91H186V90H185ZM185 92L183 91V93H185ZM191 92H193V91H191ZM191 92H190V93H191ZM194 92H195V91H194ZM206 92H207V91H206ZM206 92H202V93H205V95H208L209 93L207 94ZM208 92H209V90H208ZM214 92H215V91H214ZM214 92H213V93H214ZM218 92H221V91H220V90L217 91V94H218ZM233 92H234V91L231 90V92H229V93L231 94V93H233ZM244 92H246V91H244ZM244 92H243V95H244ZM119 93H120V92H119ZM129 93H131V92H129ZM135 93H136V91H135ZM137 93H138V92H137ZM148 93H149V92H148ZM148 93H145V94H146L145 98H147V95H149ZM158 93H160V92H158ZM163 93H164V91H163ZM167 93H165V94H167ZM186 93H185V94H186ZM197 93H196V94H197ZM210 93H211V95H212L211 90H210ZM227 93H228V91H227ZM229 93H228V94H229ZM235 93L238 94V92H235ZM239 93H240V92H239ZM133 94H134V93H133ZM141 94H143V93H141ZM153 94H154V95H153ZM185 94L182 95V97L185 96ZM193 94H194V93H193ZM214 94H215V93H214ZM214 94L212 95V97L214 96ZM237 94H236V95H237ZM104 95H105L104 97H106V94H104ZM117 95H118V94H117ZM129 95H131V94H128V96H129ZM136 95H137V94H136ZM167 95H168V94H167ZM201 95L204 96L203 94H201ZM209 95H210V94H209ZM211 95H210V96H211ZM224 95H225V94H224ZM224 95H221V97L224 96ZM233 95H235V94H233ZM233 95H232V96H233ZM239 95H240V94H239ZM112 96H113V95H112ZM114 96H116V95H114ZM128 96H125V97H128ZM138 96H139V95H138ZM138 96H137V97H138ZM165 96H166V95H165ZM180 96H181V95H180ZM187 96H188V94H187ZM187 96H186V98H187ZM189 96H190V95H189ZM189 96H188V97H189ZM191 96H192V95H191ZM197 96H198L200 99L202 98V97L200 96V93H199V95L197 94ZM197 96H196V97H197ZM218 96H220V93H219ZM232 96H231V97H232ZM241 96H242V93H241ZM121 97H122V96H121ZM125 97H122V99H121V98L118 96V98H120L121 100H124ZM130 97H131V96H130ZM133 97H134V95H133ZM135 97H136V96H135ZM154 97H155V98H154ZM198 97H197V99H198ZM205 97H206V96H204L203 99L206 100V98H208L209 96H207L206 98H205ZM212 97H211V98H212ZM214 97H215V96H214ZM107 98H108V95H107V97H106L105 99L107 100ZM110 98H113V97H109V99H110ZM118 98H116V99H118ZM139 98H140V96H139ZM190 98H191V97H189V99H190ZM211 98H209V99L211 100ZM218 98L220 99V97H218ZM133 99H134V98H132V101L134 102ZM148 99H151V96H149ZM203 99H201V101H203V102L205 103V100H203ZM221 99H223V98H221ZM221 99H220V100H221ZM83 100H84V99H83ZM106 100H105V101H106ZM111 100H113V99H111ZM118 100H119V99H118ZM126 100H128V99L126 98ZM135 100H136V99H135ZM191 100H193V102H195L194 99H191ZM214 100H215V99H214ZM214 100H213V101H214ZM93 101H94V100H93ZM93 101H92V102H93ZM113 101H114V100H113ZM113 101H112V102H113ZM132 101H131V103H133ZM139 101H141V100H139ZM139 101H138V102H139ZM143 101H144V100H142V103H144ZM147 101H149V103H150L151 100H147ZM153 101H152V102H153ZM183 101H184V100H183ZM189 101H190V100H187V102H189ZM198 101H199V99H198ZM198 101H197V102H198ZM201 101H200V102H201ZM207 101H208V100H207ZM213 101H211V103H214ZM215 101H216V100H215ZM114 102H117V100L114 101ZM119 102H120V100H119ZM119 102H118V103H119ZM152 102L150 103V105L152 104ZM193 102L190 101V104L192 105ZM203 102H201V105H202ZM217 102H218V101H217ZM219 102H220V101H219ZM221 102H222V100H221ZM106 103H107V102H105L104 104H106ZM131 103H130V104H131ZM135 103H137V102H135ZM135 103H134V104H135ZM157 103H158V102H157ZM180 103H182L181 100H180ZM180 103H179V104H180ZM110 104H111V103H110ZM140 104H141V103H140ZM146 104H147V107H148V105H149L148 102H146ZM153 104H154V102H153ZM176 104H177V103H176ZM194 104H195V103H194ZM196 104H199V103H196ZM108 105H109V103H108ZM114 105H115V104H114ZM143 105H144V104H143ZM155 105H156V104H155ZM157 105H158V104H157ZM188 105H189V104H188ZM204 105H207V104H204ZM212 105H213V104H212ZM256 105H257V104H256ZM95 106H97V105H95ZM95 106H94V107H95ZM130 106H134V105L132 104V105H130ZM130 106H129V108H130ZM151 106H152V105H151ZM151 106H150V107H151ZM183 106H185L184 103L182 104V107H183ZM192 106H194V105H192ZM199 106H200V105H199ZM209 106H211V104H210ZM215 106H216V104H215ZM259 106H260V105H259ZM115 107H116V106H115ZM150 107H148V108H150ZM180 107H181V106H180ZM216 107H217V106H216ZM254 107L256 108V106H254ZM86 108H87V107H86ZM123 108H124V106H123ZM123 108H122V109H123ZM134 108H135V107H132L130 113L133 114L132 110H133ZM145 108H146V107H145ZM151 108H152V107H151ZM158 108H159V106H158V107L156 106L155 110H156V109L158 110ZM183 108H184V107H183ZM187 108H188V107H187ZM190 108H191V107H190ZM190 108H189V109H190ZM95 109H96V108H95ZM117 109H118V108H117ZM135 109H136V108H135ZM146 109H147V108H146ZM153 109H154V105H153ZM159 109H160V108H159ZM191 109H192V108H191ZM206 109H209V108H206ZM213 109H214V108H213ZM219 109H220V108H219ZM256 109H257V108H256ZM119 110L121 111V109H119ZM128 110H129V109H128ZM128 110H127V111H128ZM147 110H148V109H147ZM155 110H154V113H155ZM157 110H156V111H157ZM185 110H186V109H185ZM133 111H134V110H133ZM180 111H181V110H180ZM188 111H189V110H186V113H187ZM202 111H203V108H202ZM206 111H207V110H206ZM217 111H218V110L216 109L215 112H217ZM220 111H221V110H220ZM135 112H136V110L134 111V113H135ZM147 112H148V111H146V113H147ZM149 112H150V110H149ZM149 112H148V113H149ZM151 112H152V111H151ZM203 112L205 113V111H203ZM203 112H201V113L204 114ZM154 113H153V115H157V114H154ZM176 113H177V112H176ZM183 113H185V112H183ZM136 114H137V113H136ZM149 114H151V113H149ZM213 114H214V113H213ZM219 114H220V112H219ZM183 115H184V114H183ZM185 115H186V114H185ZM217 115H218V114H217ZM150 116H151V115H149V117H150ZM178 116H179V115H178ZM181 116H182V115H181ZM208 116H209V118H210V114H209ZM212 116H214V115H212ZM149 117H148V118H149ZM152 117H153V116H151L150 119H152ZM156 117H157V116H156ZM220 117H221V116H220ZM176 118H177V117H176ZM212 118H213V117H212ZM221 118H222V117H221ZM182 119H184V120H182V121L180 120L182 123H183V121H184V123H186L185 121L188 120V118H187V119H186V118H182ZM213 119H214V118H213ZM215 119H216V116H215ZM217 119H218V117H217ZM217 119H216L215 121H214V120H213V121L216 122ZM219 119H220V118H219ZM178 121H179V120H176V119H175V122H176L177 124H179ZM180 121H179V122H180ZM223 121H224V116H223ZM217 122H218V121H217ZM184 123H183V124H184ZM187 123H188V121H187ZM220 123H222V122H220ZM212 124H213V123H212ZM141 125H142V124H141ZM210 126H211V125H210ZM134 127H135V126H134ZM136 127H138V126L136 125ZM139 127H140V126H139ZM214 127H215V126H214ZM219 127H220V126H219ZM127 128H128V127H127ZM142 128H143V127H142ZM168 128H170V126H169ZM134 129H135V128H134ZM139 129H140V128H139ZM176 129H178V127H177ZM253 129H254L255 131H257V130L260 131V130L262 129V127H261V129H257V130H256L255 128H253ZM251 130H252V129H251ZM137 131H139V130L137 129ZM140 131H141V130H140ZM198 131H199V132H198ZM198 131H197V132L200 133V134H202L201 132H203V131L200 132V130H198ZM255 131H254V133H255ZM259 131L256 132V133H259ZM195 132H196V131H195ZM204 132H205V131H204ZM206 133H207V132H206ZM195 134H197V133H195ZM203 134H204V133H203ZM250 135H251V134H250ZM250 135H249V138L252 137L253 135H254V137H255V134H253L252 136H250ZM257 135H258V134H257ZM257 135H256V136H257ZM208 137H210V136H208ZM258 137H259V136H257V140L260 139V138H258ZM252 138H253V137H252ZM212 139H213V138H212ZM212 139H211V140H212ZM254 139H255V138H254ZM255 140H256V139H255ZM213 141H214V140H213ZM215 141H216V140H215ZM252 141L254 142L253 139H252ZM253 142H252V143H253ZM260 142H261V141H259V144H260ZM210 143H211V142H210ZM261 144H262V143H261ZM171 146H172V145H171ZM107 147H108V146H107ZM254 148H255V147H254ZM106 149H107V148H106ZM108 149H109V147H108ZM111 149H112V147H111ZM218 149H219V148H218ZM218 149H216V150H218ZM260 149H261V148H260ZM109 150H110V149H109ZM112 151H113V149H112ZM155 151H156V150H155ZM163 151H165V150H163ZM258 151H260V150L258 149ZM110 153H111V150H110ZM112 153H113V152H112ZM158 153H160V155H161V151L158 152ZM214 153H215V151H214ZM156 154H157V153H156ZM156 154H155V155H156ZM215 154H216V153H215ZM107 155H108V154H107ZM107 155H106V159H107ZM219 155H220V153H219ZM48 156H49V155H48ZM216 156H217V154H216ZM220 156L222 157L223 155H220ZM49 157H51V156H49ZM110 157H111V156H110V154H109L108 159H109ZM112 159H115V158L112 157ZM218 159L220 160V157H219ZM109 160L112 162L111 158H110ZM115 160L117 161V159H115ZM116 161H115V163H114V161H113L112 163L116 164V165H114V164H113V165L117 167L118 164L116 163ZM94 162H95V161H92V165H91L92 167H94V165H95V164H93ZM97 162H98V161H96V164H97ZM106 162H108V161L106 160ZM109 163H110V162H109ZM97 165H100V166H101L100 169L103 167V170H104V166H105V165L102 164V165H103V166H102V165L99 164V163H98ZM97 165H96L95 167H98ZM111 165H112V164H111ZM111 165H110V166H111ZM114 166H113V167H114ZM95 167H94V168H95ZM107 167H108V166H107ZM116 167H115V168H116ZM98 168H99V167H98ZM105 168H106V166H105ZM111 168H112V166H111ZM91 169H93V168H91ZM95 169H96V168H95ZM100 169H96V171L98 170V172H96V173H100V172H99ZM224 170H225V169H224ZM229 170H230V169H229ZM227 171H228V170H227ZM101 172H102V170H101ZM230 172H231V171H230ZM227 173H229V172H227ZM112 174H116V173H111V174H109V175L113 176ZM116 175H117V174H116ZM111 176H109V178H110ZM114 176H115V175H114ZM117 176H118V175H117ZM109 178H108V179H109ZM113 178H117V177H113ZM111 179H112V178H111ZM112 180H113V179H112ZM126 180H128V179H126ZM126 180H125V178H124V181H123V180H122V181L125 182ZM141 181H142V180H141ZM123 182H121V183H123ZM126 182H127V181H126ZM126 182H125V183H126ZM128 182H130V181H128ZM135 182H136V181H135ZM137 182H138V180H137ZM129 184H131V182H130ZM129 184H128V185H129ZM137 184H138V183H137ZM140 184H141V183H140ZM142 184H143V183H142ZM142 184H141V185H142ZM89 185H90V184H89ZM126 185H127V184H126ZM121 186H122V185H121ZM124 186H125V185H124ZM132 186H133V184H132ZM139 186H140V185H139ZM143 186H144V184H143ZM143 186H142V187H143ZM84 187H85V186H84ZM122 187H123V186H122ZM140 187H141V186H140ZM140 187H139V188H140ZM89 188L92 190L91 186H90ZM125 188H126V187H125ZM144 188H145V187H144ZM84 189H85V188H84ZM108 189H109V188H108ZM127 189H128V187H127ZM140 189H142V188H140ZM145 189H146V188H145ZM245 189H246V188H245ZM245 189H244V190H245ZM44 190H45V189H44ZM44 190H43V191H44ZM86 190H87V189H85V191H86ZM109 190H110V189H109ZM111 190H112V189H111ZM129 190H130V191H129ZM129 190H128V191L132 194L131 191H132L133 189H132V188L130 189V187H129ZM241 190H242V188H241ZM246 190H247V189H246ZM48 191H49V189H48ZM87 191H89V190H87ZM103 191H104V190H103ZM106 191H108V190H105L104 192H106ZM125 191L127 192V194L129 193L127 190H125ZM92 192H94V191L92 190ZM108 192H109V191H108ZM108 192H106V193H108ZM110 192H111V191H110ZM112 192H113V191H112ZM126 192H124V193L126 194ZM241 192H242V191H240V193H238V194H241ZM94 193L96 194V192H94ZM98 193H99V192H98ZM98 193H97V194H98ZM106 193H104V194H106ZM113 193H114V192H113ZM130 193H129V194H130ZM134 193H135V192H134ZM138 193H139V192H138ZM244 193H245V192H244ZM46 194H48V192L45 193V196H46ZM89 194H92V193L89 192ZM97 194H96V195H97ZM102 194H103V193L100 192V194H98L99 197H100V195L102 196ZM104 194H103V196H104ZM109 194H111V193H109ZM115 194H116V193H115ZM118 194H119V193H117L116 195L118 196ZM127 194H126V195H127ZM129 194H128L127 197H126V198H128V200H126V201H129V196H130ZM96 195H94V196H96ZM120 195H121V194H120ZM120 195H119V196H120ZM142 195H144V194H142ZM88 196H89V195H88ZM119 196L117 197L118 200H119ZM121 196H122L121 198H123V200H124V197H123L124 195H121ZM131 196L133 197L134 195H131ZM144 196H145V195H144ZM83 197H84V196H83ZM97 197H98V196H97ZM99 197H98V199H99ZM104 197H106V199H107V198H108V194L105 195ZM160 197H161V196H160ZM164 197H165V196H164ZM164 197L162 196L161 198H164ZM237 197H238V196H237ZM237 197H236V198H237ZM262 197H264V196H262ZM91 198H92V196L90 197V201H92ZM93 198H94V197H93ZM93 198H92V199H93ZM100 198L105 200V198H102V197H100ZM110 198H111V197H110ZM110 198H109V199H110ZM115 198H116V197H115ZM115 198H114V199H115ZM161 198H160V200H161ZM240 198H242V195H239V200H237V203H238V201H239V203L241 204L240 201H241L242 199L240 200ZM243 198H244V197H243ZM85 199H86V196H85V198H83V201H84ZM95 199H96V197H95ZM111 199H112V198H111ZM111 199H110V200H111ZM114 199L112 200V202L114 201ZM143 199H144V198H143ZM80 200H81V199H80ZM96 200H97V199H96ZM107 200H108V199H107ZM110 200H109V201H110ZM123 200H121V201H119V202L121 203V202H123ZM139 200H140V199H139ZM141 200H142V199H141ZM141 200H140V201H141ZM151 200H152V199H151ZM41 201H42V202H40V203L45 202V197H44V201H43V199H42ZM81 201H82V200H81ZM83 201H82V202H83ZM88 201H89V200H88ZM100 201H101V200H100ZM105 201H106V200H105ZM126 201H124L123 204H125ZM242 201H243V200H242ZM84 202H85V201H84ZM94 202H95V201H94ZM94 202L92 201L91 203L94 204ZM112 202H111V203H112ZM114 202H115V201H114ZM114 202H113V203H114ZM135 202H136V201H135ZM135 202H131V203H134V204H135ZM233 202H234V201H233ZM235 202H236V201H235ZM22 203H23V202H22ZM75 203H76V202H75ZM77 203H79V202L77 201ZM96 203H98V202L96 201ZM116 203H118L117 200H116V202H115L114 204H116ZM120 203H118V204H120ZM131 203H129L130 205H126V207L128 206V208H129V206H132ZM242 203H243V202H242ZM44 204H45V203H44ZM44 204H43V205H44ZM79 204H80V203H79ZM79 204H78V205H79ZM84 204H85V203H84ZM87 204H89L87 207L90 206V208H91V206L93 205V204L91 205V204L88 203V202H87ZM87 204H85V205H87ZM123 204H122V205H123ZM157 204H158V203H157ZM39 205H40V206H39ZM39 205L37 206L38 208L41 207V206H43L42 204H39ZM73 205H74V204H73ZM95 205H97V204H95ZM95 205H94V206H95ZM109 205H110V204H109ZM116 205H117V204H116ZM116 205H115V206H116ZM238 205H239V204H238ZM80 206H81V205H80ZM82 206H83V205H82ZM97 206H98V205H97ZM111 206H112V205H111ZM117 206H118V205H117ZM119 206H120V205H119ZM119 206H118V207H119ZM83 207H84V206H83ZM92 207H93V206H92ZM99 207H100V205H99ZM101 207L104 208L103 206H101ZM121 207H122V206H121ZM158 207H159V209H161V211H162V208H160L159 205H158ZM78 208H81V207H78ZM84 208H85V207H84ZM84 208H83V210H84ZM90 208H88V209H90ZM96 208H97V207H96ZM102 208H101V209H102ZM108 208H109V207H108ZM115 208H116V207H115ZM130 208H131V211H132V208H133V207H130ZM238 208H239V207H238ZM240 208H241V207H240ZM17 209H18V207H17ZM70 209H72V206L70 207ZM74 209H76V207H75ZM88 209H87V208L85 209V210H86V211H85V214H86V212H87ZM92 209H93V210H91V211L93 212V211H94V207H93ZM118 209H119V208H118ZM159 209L157 208L156 211L159 210ZM241 209H242V208H241ZM77 210H78V209H76V210L73 211V212H70V211H69V213H70V214H72V213H74V212L76 213ZM80 210H82V209H80ZM119 210H120V209H119ZM119 210H116V211H119ZM124 210H126V208L123 209V211H124ZM129 210H130V209H129ZM143 210H144V209H142L141 212H142ZM37 211H38V210H37ZM78 211H79V210H78ZM95 211H96V209H95ZM103 211H104V210H102V212H103ZM120 211H121V210H120ZM136 211H138V210H136ZM159 211H160V210H159ZM240 211H241V210H240ZM92 212H91V213H92ZM132 212H133V211H132ZM138 212H139V211H138ZM163 212H166V211H162V213H163ZM66 213H68V210L66 211ZM75 213H74V215H76ZM80 213H84V212H80ZM88 213H90V210L88 211ZM91 213H90V215H89V218H90V216H91ZM93 213H94V212H93ZM134 213H135V212H134ZM134 213H132V214H134ZM143 213H144V212H143ZM157 213H158V211H157ZM167 213L169 214V212H167ZM94 214H95V213H94ZM125 214H126V213H125ZM125 214H122V215H125ZM129 214H130V211H129ZM129 214H128V216H129ZM137 214H138V213H137ZM160 214H161V213H160ZM72 215H73V214H72ZM72 215H69V216H72ZM74 215H73V217H74ZM81 215H82V214H81ZM81 215L79 216V212H78V216L81 217V218H83L82 216H83L84 214H83L82 216H81ZM142 215H143V214H142ZM142 215H141V216H142ZM158 215H159V213H158L156 216L158 217ZM161 215H162V214H161ZM76 216H77V215H76ZM86 216H88V215L86 214ZM94 216H95V215H94ZM99 216H100V215H99ZM113 216H114V215H113ZM134 216H135V215H134ZM139 216H140V214H139ZM154 216H155V215H154ZM79 217H78V218H79ZM92 217H93V215L91 216V219H88V218L86 217L87 220H86L85 223H87L88 220H89V222H90V220L92 221V219H93ZM97 217H98V216H97ZM109 217H110V216H108V217H106V218L109 219ZM114 217H115V216H114ZM118 217H119V216H118ZM142 217H143V216H142ZM142 217H139V218H142ZM145 217H146V216H145ZM74 218H75V217H74ZM76 218H77V217H76ZM76 218H75V219H76ZM81 218L78 219V220L81 221V220H82ZM95 218H96V217H95ZM95 218H94V220H95ZM98 218H99V217H98ZM98 218H96V220H97ZM120 218H121V217H120ZM120 218H119V219H120ZM124 218H125V217H124ZM126 218H127V216H126ZM151 218H152V217H151ZM153 218H154V217H153ZM153 218H152V220H155V219H153ZM83 219H84V218H83ZM102 219H103V221H105V220H104L105 218H102ZM114 219H117V218H114ZM119 219H118V220H119ZM158 219H159V217L157 218V220H158ZM72 220H73V219H72ZM164 220H165V215H164ZM167 220H168V219H166V221H167ZM79 221H78V222H79ZM82 221H83V220H82ZM84 221H85V220H84ZM98 221H99V220H98ZM98 221H97V222H98ZM110 221H113V220L111 219ZM139 221H140V223H141V219H139ZM99 222H100V221H99ZM99 222H98V224L101 225ZM101 222H102V220H101ZM107 222H109V221H106V223H107ZM148 222H151V221L148 220V221L146 222V220H145L144 223L147 224ZM152 222H153V221H152ZM6 223H7V222H6ZM8 223H9V222H8ZM83 223H84V222H83ZM83 223H82V222H79V224H81V225L84 226ZM103 223H104V222H103ZM113 223H114V221L111 222V223L109 222L110 225L113 224ZM120 223H121V221H120ZM9 224H10V225H14V223H13L12 221H11ZM79 224H78V225H79ZM88 224H89V223H88ZM93 224L95 225V223H93ZM107 224H108V223H107ZM109 224H108V225H109ZM116 224L118 225L119 222L117 223V221H116ZM91 225H92V224L88 225V227H90ZM108 225H107V227H109ZM114 225H115V224H113L111 227H114ZM120 225H121V224H120ZM141 225H142V224H141ZM143 225H144V224H143ZM85 226H87V224H85ZM80 227H81V226H80ZM88 227H85V228L83 227V229H86V228H88ZM93 227H94V226H93ZM93 227H92V228H93ZM107 227H106V228L102 227V228H101L102 231H104L103 229L106 230ZM117 227H119V226H117ZM92 228H91V229H92ZM95 228H96V225H95ZM95 228H94V229H95ZM109 228H110V227H109ZM114 228H115L116 231H117L118 228H116V226H115ZM83 229L80 228V230H83ZM91 229H90L89 231H86V232L89 233V232L91 231ZM98 229H100V228H98ZM101 229H100V231H101ZM110 229H112V228H110ZM110 229H107V230L110 231ZM86 230H87V229H86ZM96 230H97V228H96ZM96 230H92V231H96ZM111 231H112V230H111ZM118 231H119V229H118ZM121 231H122V229H121ZM84 232H85V230H84ZM86 232H85V233L82 232V234L84 235V234H86ZM97 232H98V230H97ZM104 232H105V231H104ZM80 233H81V232H80ZM91 233H92V232H91ZM91 233H90L89 235L92 236ZM98 233L101 235L102 232H101V233L98 232ZM107 233H108V231H107ZM112 233H113V232H112ZM112 233H111V234H112ZM108 234H109V233H108ZM145 234H146V233H145ZM145 234H143V235H145ZM89 235L87 234V236L89 237L88 240L91 239L92 241H93V239L96 240L97 237H98V239H99V237H100V236L98 235L96 238H93V239H92ZM102 235H103V234H102ZM109 235H110V234H109ZM118 235H119V233H118ZM80 236H81V234H80ZM84 236H85V235H84ZM84 236H82V237L85 239ZM87 236H86V237H87ZM145 236H148V234L145 235ZM92 237H93V236H92ZM112 237H113V236H112ZM114 237H116L115 232H114ZM114 237H113V238H114ZM83 238H81V239H83ZM100 238H102V237H100ZM103 238L105 239V235H104ZM143 238H144V237H143ZM84 239H83V240H84ZM98 239H97V242H99ZM107 239H111V236H110V238H109V236L107 235ZM144 239H145V238H144ZM95 240H94V241H95ZM100 240H103V239H100ZM78 241H79V240H78ZM80 241H82V240H80ZM80 241H79V242H80ZM92 241H91V242H92ZM111 241H112V239H111ZM123 241H125V240H123ZM84 242H85V241H84ZM84 242H83V243H84ZM86 242H87V241H86ZM88 242H89V241H88ZM91 242H90V243H91ZM103 242H104V240H103ZM80 243H81V242H80ZM95 243H96V241H95ZM112 243H114V242L112 241ZM112 243L110 242L109 245H111ZM115 243H116V242H115ZM115 243H114L113 245H115ZM118 243H119V242H118ZM84 244H85V243H84ZM93 244H94V243H93ZM93 244L91 243V247H92V246H93V247L95 246V248H92L91 250L94 251V249H97L98 247H96L97 245H93ZM76 245H79V244H76ZM85 245H88V243H86ZM100 245H101V244H100ZM113 245H111V246H113ZM118 245H119V244H118ZM98 246H99V245H98ZM79 247H80V245L78 246V248H79ZM108 247H110V246H108ZM84 248L88 249V246H87V247H84ZM89 248H90V247H89ZM99 248H100V246H99ZM113 248L116 249V248H118V246L116 245V248H115V246H113L111 249L113 250ZM73 250H75V249H73ZM79 250H81V249H79ZM88 250H89V249H88ZM91 250H90V251H91ZM97 250H98V252H99L100 249H97ZM66 251H67V250H66ZM95 251H96V250H95ZM101 251H102V249H101ZM115 251H116V250H115ZM117 251H119V250H117ZM69 252H71V251H69ZM102 252H103V251H102ZM71 253H72V252H71ZM71 253H69V254H71ZM99 253L101 254V252H99ZM113 253H114V252H113ZM87 254H88V252H87L85 255L87 256ZM89 255H93V254H92V253H91V254L89 253ZM89 255H88V257H89ZM97 255H98V254H97ZM117 255H118V256H121V253H120V255H119V254H117V252H116V257H117ZM95 256H96V255H95ZM98 256H99V255H98ZM98 256H97V257H98ZM99 257H100V256H99ZM99 257H98V258H99ZM98 258H97V259H98ZM118 258H119V257H118ZM118 263H119V262H118ZM121 263H122V262H121ZM123 263L125 264V262H123ZM4 264H7V262L5 261Z\"/></svg>", "mask_w": 264, "mask_h": 264}]
</instances>
